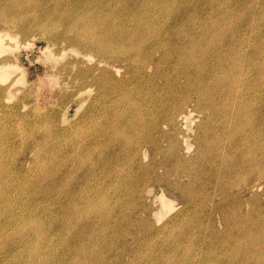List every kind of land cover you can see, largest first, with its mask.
Returning <instances> with one entry per match:
<instances>
[{
    "label": "rangeland",
    "instance_id": "obj_1",
    "mask_svg": "<svg viewBox=\"0 0 264 264\" xmlns=\"http://www.w3.org/2000/svg\"><path fill=\"white\" fill-rule=\"evenodd\" d=\"M90 1H91V3L86 4ZM131 1L130 0H116V1L115 0H93V1L92 0H82V1L81 0H73V1L72 0H67V1L66 0H0V9L2 8L0 11V33L1 34L7 33V32L9 33V34H7V37L5 38L6 46H8V48H7V50L4 51L3 55H5V57H7V59L12 63L11 65L8 66V68L5 67V68L0 69V86L2 84H7V83H12V85H13L11 89L5 90V88H0V135H1L0 136L1 137L0 138V146H2V147H0V151H1L0 156L3 157V158L0 157V161H1L0 162V164H1L0 165V170H1L0 179L2 178L0 180V188H1L0 194L4 195V196L0 195V207H1L0 208V221H1L0 222V240H1L0 241V264H44V263L45 264H84V263L85 264H92L93 262H94L93 264H95V263L101 264V262H102V264L103 263L104 264H114L115 262L116 263L118 262L117 264H131V263L132 264H156V263L157 264H166V262L168 264H172V263L173 264H184L185 261H186L185 264H196V263L197 264H203V263L204 264H212V263L213 264H234V263L235 264H254L251 261V259H249L248 254H246L244 252H242L237 259L232 258L233 253H231V252L234 251L233 247L237 243L236 240L237 241H238V239L239 240L240 239L245 240L247 237H249L250 239L255 238V241L259 244V246H261L260 248H263V250L260 249V251H261V253H263V258H264V239H263V237H264V235H263L264 234V217H263L264 216V206H263L264 205V173L263 172L264 171L261 172V170H264V167H263L264 166V144H262V143H264V99H263L264 98V67H263L264 66V57H263L264 56L263 55L264 54V44L261 45L262 42L264 43V40H263L264 39V30H263L264 29V20H262V19H264V0H131ZM80 5H82V6H80ZM99 5H101V6H99ZM109 5H111V6H109ZM162 5H163V7H162ZM13 6H15V8ZM80 7H83V9ZM11 8H14V9H11ZM68 8H70V9H68ZM99 8H101V9H99ZM162 8H163V10H162ZM247 8H248V10H247ZM251 8L253 9V11L251 10ZM86 9L90 10V12L86 11ZM74 10H76V11H74ZM110 10H112V11H110ZM175 10H177V11H175ZM229 10H230V12H229ZM57 11H59V12H57ZM92 11H93L94 15L92 14ZM108 11H109V13H108ZM66 12L68 14H65ZM72 13H73V15H72ZM88 13H91L92 15L91 14L89 15ZM139 13H141V14H139ZM240 13H242V14H240ZM99 14H101V16L104 15L106 17V20L103 19V18H105L104 16L101 17ZM109 14H111V15H109ZM187 14H190V15H187ZM65 15H67L68 17ZM84 15L87 16V18H86L87 20L85 19ZM241 15L244 16L245 18L242 17ZM69 16L71 19H69ZM77 16H79L80 18ZM95 16H97L96 17L97 19L95 18ZM175 16H178L182 21L178 17H175ZM107 18H108V20H107ZM185 18H187V19H185ZM72 19H74V20H72ZM213 19H214V21H213ZM70 20L72 21V23ZM89 20H91V21H89ZM146 20H148V21H146ZM215 20H217V21H215ZM73 21H74V23H73ZM83 21H85V22H83ZM103 21H105L106 23ZM210 21L213 23H211ZM90 22H91V25H88ZM48 23L50 25V28L48 26ZM55 23H57L58 25ZM84 23L85 24L87 23V24L84 25ZM100 23H102V24H100ZM141 23L143 24V26ZM147 23H149V24H147ZM161 23H162V25H161ZM223 23H224V25H222ZM227 23H230V24H227ZM107 24H108V26H107ZM153 24H155V25H153ZM168 24H169V26H168ZM68 25L71 27V29ZM217 25H219L220 27ZM234 25H236V26H234ZM85 26H86V28H84ZM88 26H90V28ZM93 26H95L96 28ZM136 26H138V27H136ZM221 26L223 27V29ZM53 27H54V29H53ZM115 27H117V28H115ZM151 27H152V29H151ZM138 28H139V30H138ZM147 28L148 29L150 28L149 30H151V31L150 32L147 31ZM156 28H158V29H156ZM179 28H180V30H179ZM209 28H210V30H209ZM84 29H85V31L83 32ZM96 29H97V31H96ZM182 29H184V31ZM205 29H206V32L204 33ZM68 30L69 31L71 30V31L69 32ZM76 30L78 31V33H76L77 32ZM115 30H116V33H115ZM123 30L124 31L128 30V31H126L127 34ZM194 30H196V31H194ZM201 30L203 31L202 33H201ZM216 30L218 32H220V34L223 32V34H221L223 36L221 38V41L216 42V43H219V45H216V47H215L216 50L213 53L212 52L213 50L212 51L210 50L211 46H207L208 48L205 49V47H206L205 40H207L208 38L211 37L210 32L213 33V31L216 32ZM59 31H61V32L59 33ZM92 31H94L95 33ZM142 31L146 35L150 34L148 36V37H150L149 38L150 41L148 40V42L151 45L148 43L144 44L147 51L142 53L143 57L140 54L136 55L135 53H133L132 55H133L134 60L132 59V61H131L128 58V53H127L128 51L122 52L120 46H123V43L127 42L128 40L133 39V38L127 37V36H129L128 35L129 33H130V36L133 35L132 37H136L133 39L134 41L141 39V37H139V36L142 33L141 36L143 37L144 33ZM48 32H50V33H48ZM89 32H90V34H89ZM183 32L185 33V35ZM225 32H227V33H225ZM92 33H94V34H92ZM249 33H250V35H249ZM154 34H157V35L161 34L163 39L160 38V39L155 40L154 36H153ZM95 35H97V36H95ZM99 35H101V36L99 37ZM110 35L112 38H110ZM166 35H168V36H166ZM174 35H175V37H174ZM204 35H205V37H204ZM92 36H94V39H96V40L92 39L93 38ZM102 36L103 37L106 36V37L103 38ZM119 36H120V38H119ZM125 36L128 38V40ZM195 36H196V38H195ZM200 36L203 38H201ZM243 37H244V39H243ZM122 38L124 40L126 38L125 42H123L124 40ZM180 38L182 41L180 40ZM192 38H194V39H192ZM194 40H196L195 42L197 44L194 42ZM199 40H201L200 42L202 44L199 42ZM231 40H235V42L231 41ZM240 40H242V41H240ZM93 41L96 43L94 44ZM153 41H155V42L153 43ZM81 42H82V44H81L82 47L80 46ZM98 42L101 44L103 42H105L106 46L103 43V46H105L103 49V52H102V49L98 48V45H97ZM158 42H163L164 47L161 44H158ZM169 42H170V44H169ZM69 43H71L72 45L71 44L69 45ZM76 43H78L79 45ZM86 43H88V44H86ZM115 43H116V45H115ZM117 43L118 44L121 43V44L118 46ZM127 43H129V41ZM127 43H125V44H127ZM186 43H188V44H186ZM238 43L239 44L241 43L240 46L237 45ZM193 44L195 47L193 46ZM185 45H187V47ZM197 45L198 46L200 45V46L198 47ZM223 45H224V47H223ZM229 45H230V47H229ZM244 45L246 48L244 47ZM248 45H249V47H248ZM253 45H255V46H253ZM77 46H79L80 48ZM113 46H114V48H113ZM157 46H158V48H157ZM160 46L163 48H161ZM179 46H180V48H179ZM256 46L258 48H256ZM99 47H101V46H99ZM112 48L114 50L115 49H118V50H116V52H115L112 50ZM148 48H149V51H148ZM193 48H195V49H193ZM203 48H204L205 52H204ZM91 49H93V51H91ZM158 49L160 52L158 51ZM164 49H165V51H164ZM171 49H173V50H171ZM236 49H238V50H236ZM185 50L187 53L185 52ZM207 50H209V51H207ZM229 50H230V52H229ZM99 51H101L102 53L101 52L99 53ZM110 51L115 52L113 54L114 57H112L113 59L111 58V56L108 53ZM166 51H169V52H166ZM199 51H201L202 54H200ZM145 53H146V56H149V55L150 56L148 58H145V56H144ZM182 53H184V55ZM124 54H125V56H124ZM162 54H163V56L164 55L167 56V57L166 56L163 57V59L165 58V60H166V61L164 60L165 63L163 62V59L160 57ZM187 54H189V55L187 56ZM194 54L195 55L197 54V55L195 56ZM203 54L205 55V57ZM234 54L236 55V57ZM118 55H120L119 57L121 59L118 57ZM169 55H170V57L168 58ZM180 55H183L182 58ZM121 56H123V57H121ZM179 57L181 58V61H179V59H180ZM189 57L191 59H189ZM209 57H210V59H209ZM260 57H262V58H260ZM107 58H109V59H107ZM194 58L196 61L194 60ZM256 58H258V59H256ZM122 59H123V61H121ZM139 59H141L142 62L138 61ZM144 59L146 60V62ZM159 59L161 60V62ZM221 59H223V60H221ZM254 59L257 61H255ZM114 60H116V61H114ZM183 60L184 61L186 60V61L184 62ZM187 60H189V61H187ZM108 61H110V62H108ZM191 61H193V62H191ZM174 62H177L176 65L174 64ZM209 62L210 63L212 62L213 64H210ZM220 62H221V64H220ZM243 62H244V64H243L244 66L242 65V69H241L240 66ZM178 63L179 64L181 63V64L179 65ZM238 63H239V65H237ZM145 64H146V66L148 65L147 68L145 67ZM158 64H159V66H158ZM189 64H191V65H189ZM230 64L233 67H230ZM92 65H93V68H92ZM100 65H101V67H100ZM139 65H142L143 69H140V70H138L139 72H137V67ZM193 65L197 66V67H195V70H194ZM261 65H262V67H261ZM90 66H91V68H90ZM223 66L226 70L223 68ZM251 66H252V68H251ZM213 67H214V69H213ZM144 68H146V69H144ZM153 68H154V70H153ZM243 68H244V70H243ZM7 69L10 70L9 73H6ZM87 69H88V71H87ZM105 69L106 70L108 69L107 71L110 70L108 72V74L105 71ZM176 69H177V71H176ZM200 69H201V72L203 74L201 72L198 73L200 71ZM229 69H230V71H229ZM240 69H241V71L242 70L243 71L241 72ZM248 69H250L251 71H249ZM112 70H114V71H112ZM167 70L169 73L167 72ZM233 70H235V72ZM94 71L96 73H94ZM125 71H126V74H125ZM195 71H197V72H195ZM175 72H177V73H175ZM188 72H191L190 74H192L190 80L186 78V74ZM225 72H227V73H225ZM261 72H262V74H261ZM137 74L139 76H137ZM181 74L184 76H182ZM207 74H209V75H207ZM253 74H255V76ZM99 75H100V77H98ZM152 75H154V76H152ZM77 76H78L79 80H78ZM93 76L97 77V79H95ZM175 76H177V77H175ZM115 77H117V79ZM119 77H121V78L119 79ZM236 77H238V79ZM177 78H179V79H177ZM201 78L204 80H202ZM92 79H93V81H92ZM112 79L113 80L116 79L117 84L116 85L113 84V86L110 87L109 82ZM138 79H140V80H138ZM134 80H135V83H134ZM152 80H154V82ZM207 80H209V81H207ZM249 80L251 81V83ZM96 81H97V83H96ZM196 81L198 83H200L201 85L198 84ZM101 82L102 83L107 82L108 84L107 83L102 84ZM170 82H171V84H170ZM187 82H189L190 84L188 85ZM192 82L195 84L193 85ZM235 82L237 83V85L235 84ZM142 83H144V84H142ZM228 83H229V86H228ZM101 84L103 86L104 85L105 86L103 87ZM176 85H178V86H176ZM207 85L210 87H208ZM259 85L262 87H260ZM173 86H174V88H173ZM184 86H185V88H184ZM233 86H236L237 91L234 90L235 87H233ZM242 86H245V87H242ZM246 86H248V87H246ZM117 87H118V89H117L118 93H117L116 97H112L111 93H113ZM202 87H204V88H202ZM206 87H208V88H206ZM218 87H219V89H218ZM251 87L254 89H252ZM258 87H260V88H258ZM88 88H90L91 90ZM170 88H173V89H170ZM245 88H247V89H245ZM87 89H88V91H87ZM122 89H123V91H122ZM177 89H180V90H177ZM126 90H127V92H126ZM161 91H162V93H161ZM187 91H189V92H187ZM204 91H206V92H204ZM257 91H259V92H257ZM159 92L161 93V95ZM169 92H170V94H169ZM228 92L230 94L231 93L232 94L230 95ZM238 92H240L241 95ZM171 93H173L174 95ZM234 93H235V95H234ZM103 94H105V95H103ZM207 94L211 95V96H208ZM244 95H246V96H244ZM154 96H155V98H154ZM226 96H227V98H226ZM182 97H183V99H182ZM212 97H214L215 99H212ZM235 97H237V98H235ZM255 97H257V98H255ZM112 98H116V101H112ZM210 98H211V100H210ZM117 99H119V100H117ZM161 99H163V101ZM203 99L205 102L203 101ZM127 100H128V102H127ZM177 100H178V102H177ZM118 101L120 102V104ZM173 101H174V103H173ZM197 102H199V103H197ZM104 103H106L108 106ZM116 104H118V105H116ZM143 104H145V106L147 108L145 106H143ZM238 104H239V106H238ZM251 104H254V105H251ZM169 105H170V107H169ZM184 105H185V107H184ZM229 105H230V108H229ZM123 106H125V107L127 106L128 108L127 107L125 108ZM154 106H155V108H154ZM198 106H199V108H198ZM244 106H246V107H244ZM237 107H239V108H237ZM136 108H137V110H136ZM140 108H141V110H140ZM192 108H193V110H192ZM222 108H224V109H222ZM257 108H259V109H257ZM124 109H128L130 112L128 110L126 111ZM174 109L175 110L177 109L176 112ZM143 110H145V111H143ZM178 110L180 113L178 112ZM201 110H203L204 112ZM206 110H208V111H206ZM123 111H124V113H123ZM169 111H170V113H169ZM218 111H220V112L218 113ZM235 111H236L237 115L235 114ZM190 112L193 113L192 118L194 119L193 130L191 129V131L185 127V119H184L185 117H183L184 115L189 114ZM231 112L234 114H232ZM241 112L243 115L241 114ZM139 113H140V115H139ZM225 113L226 114L228 113V114L226 115ZM145 114L147 116H145ZM222 114H224V115H222ZM240 114H241V116H240ZM11 115H13V116H11ZM142 115H144V116H142ZM64 116L70 118V119H68L69 121L67 120V124L65 122H63L62 117L64 118ZM99 116H101V117H99ZM111 117H113V118H111ZM133 117H134V119H133ZM219 117H220V119H219ZM95 118H96V120H95ZM101 118L103 120H101ZM135 118H136V120H135ZM138 118H140V119H138ZM208 119H209V121H208ZM221 119H223V120H221ZM118 120L120 123L118 122ZM174 120H177V121H174ZM55 121H57V122H55ZM95 121L97 123L99 122L100 124L99 123L97 124ZM121 121L123 123L122 125H121ZM134 121H135V123H133ZM56 123H57V125H56ZM58 123H59V125H58ZM104 123H106V125ZM84 124H85V126H84ZM94 124H95L96 128L94 127ZM128 125H129V127H128ZM53 126H54V128H53ZM258 126H260V127H258ZM2 127H3V129H2ZM142 127H144V128H142ZM232 127H234V128H232ZM116 128H118V131ZM157 128L159 129V131ZM222 128H223V130H222ZM240 128H241V131L239 130ZM242 128H243V130H242ZM244 128H246V129H244ZM66 129H68V130H66ZM96 129H97V134L99 133L98 131L100 130V134H98L99 137H97V139L93 140L94 141V143H93L92 141H90L91 138H93V135L91 133H95ZM103 129H104V131L101 132V130H103ZM154 129H155V134H154V131H152ZM105 130H107V131H105ZM125 130L127 132L128 131L129 132L126 133ZM225 130L228 132H226ZM119 131H121V132L119 133ZM253 131H254V133H253ZM178 132H180V133H178ZM101 133H102V135H101ZM152 133L154 136L152 135ZM175 133H177V134H175ZM237 133H239V134H237ZM80 134H81V136H80ZM218 134H220V135H218ZM82 135H84V136L82 137ZM119 135H120V137H118ZM30 136H32V137H30ZM181 136H182V138H181ZM221 136L223 137L222 140H221V138H222ZM256 137H258V138H256ZM150 138L152 140H150ZM214 138H216V139H214ZM231 138H233V139H231ZM76 139H77V141H76ZM115 139H116V141H115ZM175 139H177V140L175 141ZM213 139L216 141H214ZM225 139H226V141H225ZM248 139H249V141H248ZM40 140H41V142H40ZM132 140L133 141L135 140V141L133 142ZM186 140L189 141L193 145L191 147H188V143ZM208 140H210L211 142ZM107 141H108V143H107ZM78 142H79V144H78ZM100 142H103V143H101V145H100ZM82 143H83V145H82ZM134 143H137V144H134ZM160 143L163 144V146ZM36 144H39V145H36ZM84 144H86V145H84ZM126 144H127V146H125ZM128 144L130 145V147ZM242 144H244V145H242ZM103 145H105V146H103ZM181 145H182V147H181ZM234 145L237 146V148H235ZM97 146H98V149H97ZM213 146H214V148H213ZM29 147L32 149H30ZM206 148H208V149H206ZM38 149L40 150V152L42 151V153H40ZM65 149H67V150H65ZM107 149H108V151H107ZM210 149H212V150L210 151ZM261 149H262V151H261ZM78 150H80V151H78ZM87 150H89V151H87ZM101 150H102V153H101ZM127 150H128V152L126 153ZM208 150H209V152H208ZM98 151L100 154L98 153ZM160 151H161V153H160ZM84 152H85L86 156H85ZM87 152H89V153H87ZM261 152H262V154H261ZM198 153H199V155H198ZM215 153L216 154L218 153L219 156L215 155ZM229 153H230V155H229ZM51 154H53V156ZM81 154H82V156H81ZM123 154H125L126 156ZM163 155H164V157H163ZM205 155H206V157H205ZM225 155H227V156H225ZM168 156H170V157H168ZM182 156H184V158ZM121 157H122V159H121ZM132 157H133V159H132ZM144 157H146V159ZM211 157H213V158H211ZM250 157H251V159H250ZM259 158H261V159H259ZM120 159H121V161H120ZM256 159H257V161H256ZM82 160H83V162H82ZM113 160H116V161H113ZM117 160H118V162H117ZM164 160H167V161H164ZM182 160H184V161H182ZM195 160H196V162H194ZM258 161H260V162H258ZM61 162H62V164H61ZM161 162H163V163H161ZM238 162H240V163H238ZM72 163H74V164H72ZM82 163H83V165H82ZM88 163H89V165H88ZM168 163H170V164H168ZM220 163H222V164H220ZM258 163L260 166L258 165ZM138 164H139V166H138ZM66 165H67V167H65ZM76 165H77V167H76ZM78 165H80V166H78ZM145 165L147 167H145ZM174 165H175V167H174ZM208 165L210 167H207ZM244 165H246V166H244ZM85 166L87 167V169H85L86 168ZM111 166H114V167H111ZM177 166L179 169H177ZM192 166H194V167H192ZM78 167H80V168H78ZM93 167L95 168V171L94 172L89 171ZM182 167H183V170H182ZM186 167L188 169H185ZM129 168H130V170H129ZM171 168L173 170H171ZM81 169H83V170H81ZM189 169L191 170V174H190ZM214 169L216 170V172ZM57 170H60L59 172H61V171L64 172L63 173L64 176H63L61 181L59 179H57V177L61 175V174H58V176H57V174H56V173H58ZM187 170L189 173L187 172ZM248 170H251V171H248ZM253 170H255V173ZM113 171H115L116 173ZM209 171H211L213 173H211ZM252 171H253V173H252ZM65 172H67V173H65ZM83 172H84V174H83ZM224 172H226V173H224ZM260 172H261V174H260ZM175 173L177 174V176L176 175L174 176ZM214 173H216L217 175H215ZM141 174L143 177L141 176ZM241 174H242V176H241ZM131 175H133V176L131 177ZM134 175H136V176H134ZM198 175L201 177H199ZM222 175H223V178H222ZM107 176H109V177H107ZM118 177H120V178H118ZM195 177H196V179H195ZM215 177H217V178H215ZM48 178H49V180H48ZM53 178H56L58 182L60 181L56 186L53 185V180H54ZM226 178H227V180H226ZM240 178H241V180H240ZM79 179H81V180H79ZM83 179H85V180H83ZM181 179H182V181H181ZM221 179H223L224 181ZM242 179H244V181ZM201 180L202 181L204 180V181L202 182ZM139 181H140V183H139ZM219 181H220V183H219ZM12 182H14V183H12ZM237 182L240 183V187L238 186L239 183H237ZM3 183H5V184H3ZM214 183H215V185H214ZM232 183H233V185H232ZM227 184H230V185H227ZM87 185H88V187H87ZM63 186L65 188H63ZM67 186H69V187H67ZM73 186H75V187H73ZM90 186L92 188H90ZM97 186H99V187H97ZM228 186L230 187V189ZM138 187H139V189H138ZM143 187H144V189H143ZM176 187H178V188H176ZM185 187H186V189H185ZM200 187H202V188H200ZM5 188H7V189H5ZM93 188H94V190H93ZM21 189H22V191H21ZM191 189H193V190H191ZM64 190H65V192H64ZM237 190H239V191H237ZM184 191H186V193ZM192 191H194V192H192ZM204 191L205 192L207 191V192L205 193ZM7 192H9V193H7ZM163 192L165 194L166 199H168V201L170 202L172 209L173 208L174 209L171 212H167L161 219H159L155 212H157L159 210V206H160V197H158V196L162 195ZM195 192H196V194H195ZM212 192H213V194H210ZM17 193L18 194L20 193L21 195L20 194L18 195ZM67 193L69 195H72L71 199H68L69 195ZM82 193H83V196H82ZM75 194H77V195H75ZM99 194H100V196H99ZM185 194H187L188 196ZM39 195H41V196H39ZM84 195H86V196H84ZM239 195H241V196H239ZM87 197L89 199H87ZM206 197H207V199H206ZM90 198H91V200H90ZM147 198H148V200H147ZM223 198H224V200H223ZM18 199H19V201H18ZM57 199H59V201H57ZM98 199H100V200H98ZM104 199H106L107 201ZM188 199H189V201H188ZM225 199L226 200L228 199L229 202H228V200L226 201ZM62 200H63V202H62ZM162 200H163V198H162ZM206 200H208V201H206ZM257 200H258V202H257ZM64 201H65V203H64ZM71 202L74 205H72ZM201 203L204 205H202ZM92 204H96V205H92ZM5 205L7 207H5ZM68 205H70V206L68 207ZM205 205H206V207H205ZM71 206H72V208H71ZM146 206H148V207H146ZM75 207L77 208V211L75 210ZM88 207H90V208H88ZM100 207L102 210L104 209V211H103L104 213L101 212ZM203 207H204V209H203ZM73 208H74V210H73ZM105 209H108V211H106ZM188 209H189V211H188ZM195 209H197V210H195ZM71 211H73L74 213L72 214ZM88 211L92 212V214ZM256 211H257V213H256ZM195 212H197V213H195ZM30 214H32V215H30ZM61 214H62V216H61ZM63 214L64 215L66 214V215L63 216ZM76 214H78V215H76ZM202 214L204 215V217ZM236 216H238V218ZM244 217H247V219H243ZM209 219H210V221H209ZM240 219H242V220H240ZM67 220L71 224V227L64 224V223H66L64 221H67ZM87 220H88V222H87ZM91 220H92V222H91ZM246 220H249V221H246ZM250 220H251V222H250ZM146 221H147V223H146ZM165 221L169 222V223L167 224ZM201 221H202V223H200ZM82 222H84V223H82ZM143 222H144V224H143ZM257 222H259L258 225H257ZM241 223H243V224H241ZM99 224H101V225H99ZM174 224H175V226H173ZM187 224H188V227H187ZM234 224H236V225H234ZM261 225H263V226H261ZM134 226H135V228H133ZM155 226L156 227L158 226L159 229L156 228ZM177 226H178V229L180 231L177 229ZM184 226H186V227H184ZM212 226H215V227L213 228ZM256 226L259 228H257ZM260 227H262V228H260ZM237 228H238V230H237ZM161 229H163V231ZM91 230H93V231H91ZM159 230H161L162 232ZM209 230H210V232H209ZM236 230H237V232H236ZM152 231H154V232H152ZM211 231H212V233H211ZM243 231H245V232H243ZM15 232H16V234H15ZM180 232H181V234H180ZM189 232H190V234H189ZM232 232H233V234H231ZM239 232H240V234H239ZM152 233H154V234H152ZM155 233L157 236L155 235ZM163 233H165V234H163ZM215 233H216V235H215ZM226 233H228V234H226ZM229 233H230L231 239L229 238ZM252 233L254 236L252 235ZM257 234H259V236H261V237L258 238L259 236H257ZM234 235H236V236H234ZM151 236H153V237H151ZM172 236L174 237V240H173ZM252 236H253V238H252ZM167 237H168V240H167ZM191 237H193V238H191ZM223 237L226 239H223ZM163 238L166 241H164ZM180 239H181V241H180ZM216 239H217V241H216ZM169 240H171L172 242ZM209 240H210V242H209ZM151 241L153 244L151 243ZM186 242L188 243V245ZM189 242L191 245L189 244ZM219 243L221 244V246ZM204 246H206V247H204ZM96 247H98V248H96ZM100 247H101V249H100ZM178 247L181 251L179 249H177ZM213 247H214V249H213ZM187 248L190 250H188ZM174 249H176V250H174ZM211 249H213V250H211ZM101 250H103V251H101ZM173 250L176 252H174ZM94 251L96 252V254ZM217 251L219 254H217ZM97 252H99V253L97 254ZM148 252L151 254H149ZM187 252H189V254ZM225 252L226 253L229 252V254L225 255ZM90 253H93L94 257H93V254H90ZM162 253H163V255H162ZM101 254L103 256H101ZM120 254L121 255L123 254L122 257H120L121 256ZM244 254H245V256H244ZM146 255H148V256H146ZM166 255H169L170 258H169V256H166ZM176 255H177V257H176ZM224 255L227 257H225ZM231 255H232V257H231ZM153 256H154V259H152ZM206 256H207V259H206ZM90 258H91V260H90ZM148 258H149V260H148ZM172 258H174V259H172ZM186 258H187V260H186ZM196 258L198 259V261ZM214 258H215V261H214ZM103 259H105V261ZM109 259H112V260H109ZM95 260L99 261V262H96ZM106 260H107V262H106ZM171 260H172V262H171ZM243 260H244V262H243ZM121 261H122V263H121ZM163 261H165V263ZM199 261H200V263H199ZM224 261L226 263H224ZM262 264H264V261L262 262Z\"/></svg>",
    "mask_w": 264,
    "mask_h": 264
},
{
    "label": "bare ground",
    "instance_id": "obj_2",
    "mask_svg": "<svg viewBox=\"0 0 264 264\" xmlns=\"http://www.w3.org/2000/svg\"><path fill=\"white\" fill-rule=\"evenodd\" d=\"M66 1H67V0H66ZM72 1H73V0H72ZM81 1H82V0H81ZM92 1H93V0H92ZM115 1H116V0H115ZM130 1H131V0H130ZM8 2H9V1H8ZM30 2H31V1H30ZM83 2H84V1H83ZM131 2H132V1H131ZM17 3H18V2H17ZM81 3H82V2H81ZM89 3H91V1L88 2V3H86V4H89ZM106 3H107V2H106ZM151 3H152V2H151ZM37 4H38V3H37ZM102 4H103V3H102ZM115 4H116V3H115ZM149 4H150V3H149ZM68 5H69V4H68ZM90 5H91V4H90ZM93 5H94V4H93ZM105 5H106V4H105ZM105 5H104V6H105ZM126 5H127V4H126ZM150 5H151V4H150ZM69 6H70V5H69ZM80 6H82V5H80ZM96 6H97V5H96ZM96 6H95V7H96ZM99 6H101V5H99ZM102 6H103V5H102ZM109 6H111V5H109ZM147 6H148V5H147ZM1 7H2V6H1ZM13 7L15 8V6H13ZM76 7H77V6H76ZM162 7H163V5H162ZM4 8H5V7H4ZM9 8H10V7H9ZM14 8H11V9H14ZM72 8H73V7H72ZM77 8H78V7H77ZM80 8L83 9V7H80ZM90 8H91V7H90ZM97 8H98V7H97ZM105 8H106V7H105ZM1 9H2V8H1ZM1 9H0V11H1ZM11 9H10V10H11ZM17 9H18V8H17ZM68 9H70V8H68ZM84 9H85V8H84ZM99 9H101V8H99ZM99 9H98V10H99ZM64 10H65V9H64ZM77 10H78V9H77ZM95 10H96V9H95ZM105 10H106V9H105ZM144 10H145V9H144ZM162 10H163V8H162ZM247 10H248V8H247ZM251 10L253 11L252 8H251ZM8 11H9V10H8ZM12 11H13V10H12ZM69 11H70V10H69ZM69 11H68V12H69ZM74 11H76V10H74ZM80 11H81V10H80ZM83 11H84V10H83ZM86 11H89V12H90V10H88V9H86ZM110 11H112V10H110ZM142 11H143V10H142ZM175 11H177V10H175ZM227 11H228V10H227ZM9 12H10V11H9ZM57 12H59V11H57ZM62 12H63V11H62ZM84 12H85V11H84ZM103 12H104V11H103ZM222 12H223V11H222ZM229 12H230V10H229ZM27 13H28V12H27ZM108 13H109V11H108ZM15 14H16V13H15ZM23 14H24V13H23ZM35 14H36V13H35ZM59 14H60V13H59ZM63 14H64V13H63ZM65 14H68V13L66 12ZM75 14H76V13H75ZM88 14L90 15L91 13H88ZM92 14L94 15L93 11H92ZM92 14H91V15H92ZM111 14H112V13H111ZM111 14H109V15H111ZM114 14H115V13H114ZM139 14H141V13H139ZM222 14H223V13H222ZM226 14H227V13H226ZM240 14H242V13H240ZM24 15H25V14H24ZM33 15H34V14H33ZM72 15H73V13H72ZM85 15H86V14H85ZM85 15H84V16H85ZM99 15L101 16V14H99ZM144 15H145V14H144ZM187 15H190V14H187ZM2 16H3V15H2ZM20 16H21V15H20ZM65 16H67V15H65ZM100 16H99V17H100ZM102 16H104V15H102ZM102 16H101V17H102ZM112 16H113V15H112ZM237 16H238V15H237ZM241 16H242V15H241ZM67 17H68V16H67ZM67 17H66V18H67ZM73 17H74V16H73ZM73 17H72V18H73ZM77 17H79V16H77ZM77 17H76V18H77ZM92 17H93V16H92ZM96 17H97V16H95V18H96ZM104 17H105V16H104ZM108 17H109V16H108ZM113 17H114V16H113ZM144 17H145V16H144ZM175 17H178V16H175ZM185 17H186V16H185ZM222 17H223V16H222ZM233 17H234V16H233ZM242 17H244V16H242ZM14 18H15V17H14ZM23 18H24V17H23ZM79 18H80V17H79ZM83 18H84V17H83ZM86 18H87V16H85V19H86ZM109 18H110V17H109ZM114 18H115V17H114ZM167 18H168V17H167ZM178 18H179V17H178ZM187 18H188V17H187ZM187 18H185V19H187ZM244 18H245V17H244ZM9 19H10V18H9ZM69 19H71L70 16H69ZM88 19H89V18H88ZM90 19H91V18H90ZM92 19H93V18H92ZM96 19H97V18H96ZM99 19H100V18H99ZM103 19L106 20V17L103 18ZM179 19H180V18H179ZM221 19H222V18H221ZM233 19H234V18H233ZM235 19H236V18H235ZM239 19H240V18H239ZM13 20H14V19H13ZM62 20H63V19H62ZM65 20H66V19H65ZM72 20H74V19H72ZM78 20H79V19H78ZM86 20H87V19H86ZM93 20H94V19H93ZM93 20H92V21H93ZM107 20H108V18H107ZM113 20H114V19H113ZM136 20H137V19H136ZM143 20H144V19H143ZM169 20H170V19H169ZM180 20H181V19H180ZM207 20H208V19H207ZM237 20H238V19H237ZM240 20H241V19H240ZM262 20H264V19H262ZM8 21H9V20H8ZM56 21H57V20H56ZM70 21H71V20H70ZM89 21H91V20H89ZM89 21H88V22H89ZM94 21H95V20H94ZM96 21H97V20H96ZM146 21H148V20H146ZM146 21H145V22H146ZM181 21H182V20H181ZM183 21H184V20H183ZM213 21H214V19H213ZM215 21H217V20H215ZM232 21H233V20H232ZM238 21H239V20H238ZM242 21H243V20H242ZM260 21H261V20H260ZM12 22H13V21H12ZM17 22H18V21H17ZM83 22H85V21H83ZM83 22H82V23H83ZM86 22H87V21H86ZM100 22H101V21H100ZM103 22H105V21H103ZM112 22H113V21H112ZM112 22H111V23H112ZM134 22H135V21H134ZM149 22H150V21H149ZM161 22H162V21H161ZM184 22H185V21H184ZM210 22H211V21H210ZM219 22H220V21H219ZM234 22H235V21H234ZM7 23H8V22H7ZM71 23H72V21H71ZM73 23H74V21H73ZM97 23H98V22H97ZM97 23H96V24H97ZM105 23H106V22H105ZM107 23H108V22H107ZM111 23H110V24H111ZM179 23H180V22H179ZM211 23H213V22H211ZM214 23H215V22H214ZM220 23H221V22H220ZM243 23H244V22H243ZM245 23H246V22H245ZM261 23H262V22H261ZM51 24H52V23H51ZM55 24H57V23H55ZM62 24H63V23H62ZM76 24H77V23H76ZM86 24H87V23H86ZM86 24L84 23V25H86ZM93 24H94V23H93ZM100 24H102V23H100ZM100 24H99V25H100ZM112 24H113V23H112ZM122 24H123V23H122ZM126 24H127V23H126ZM139 24H140V23H139ZM141 24H142V23H141ZM147 24H149V23H147ZM150 24H151V23H150ZM156 24H157V23H156ZM227 24H230V23H227ZM237 24H238V23H237ZM240 24H241V23H240ZM57 25H58V24H57ZM66 25H67V24H66ZM71 25H72V24H71ZM79 25H80V24H79ZM88 25H91V22H90ZM99 25H98V26H99ZM153 25H155V24H153ZM158 25H159V24H158ZM161 25H162V23H161ZM161 25H160V26H161ZM164 25H165V24H164ZM186 25H187V24H186ZM213 25H214V24H213ZM215 25H216V24H215ZM222 25H224V23H223ZM259 25H260V24H259ZM31 26H32V25H31ZM43 26H44V25H43ZM48 26H49V28H50L49 23H48ZM48 26H47V27H48ZM55 26H56V25H55ZM68 26H69V25H68ZM95 26H96V25H95ZM95 26H93V27H95ZM107 26H108V24H107ZM142 26H143V24H142ZM146 26H147V25H146ZM146 26H145V27H146ZM168 26H169V24H168ZM171 26H172V25H171ZM178 26H179V25H178ZM205 26H206V25H205ZM217 26H219V25H217ZM234 26H236V25H234ZM252 26H253V25H252ZM45 27H46V26H45ZM63 27H64V26H63ZM69 27H70V26H69ZM88 27L90 28V26H88ZM96 27H97V26H96ZM96 27H95V28H96ZM101 27H102V26H101ZM118 27H119V26H118ZM131 27H132V26H131ZM136 27H138V26H136ZM136 27H135V28H136ZM139 27H140V26H139ZM148 27H149V26H148ZM153 27H154V26H153ZM156 27H157V26H156ZM182 27H183V26H182ZM219 27H220V26H219ZM221 27H222V26H221ZM247 27H248V26H247ZM249 27H250V26H249ZM260 27H261V26H260ZM82 28H83V27H82ZM84 28H86V26H85ZM89 28H88V29H89ZM95 28H94V29H95ZM102 28H103V27H102ZM104 28H105V27H104ZM112 28H113V27H112ZM115 28H117V27H115ZM142 28H143V27H142ZM161 28H162V27H161ZM169 28H170V27H169ZM183 28H184V27H183ZM192 28H193V27H192ZM194 28H195V27H194ZM228 28H229V27H228ZM53 29H54V27H53ZM56 29H57V28H56ZM70 29H71V27H70ZM74 29H75V28H74ZM94 29H93V30H94ZM118 29H119V28H118ZM122 29H123V28H122ZM122 29H121V30H122ZM125 29H126V28H125ZM132 29H133V28H132ZM145 29H146V28H145ZM149 29H150V28H149ZM149 29L147 28V31L150 32L151 30H149ZM151 29H152V27H151ZM154 29H155V28H154ZM154 29H153V30H154ZM156 29H158V28H156ZM206 29H207V28H206ZM206 29L204 30V33L206 32ZM222 29H223V27H222ZM229 29H230V28H229ZM255 29H256V28H255ZM49 30H50V29H49ZM72 30H73V29H72ZM80 30H81V29H80ZM104 30H105V29H104ZM138 30H139V28H138ZM153 30H152V31H153ZM165 30H166V29H165ZM179 30H180V28H179ZM182 30L184 31V29H182ZM209 30H210V28H209ZM263 30H264V29H263ZM56 31H57V30H56ZM66 31H67V30H66ZM68 31H69V30H68ZM70 31H71V30H70ZM70 31H69V32H70ZM76 31H77V30H76ZM84 31H85V29L83 30V32H84ZM96 31H97V29H96ZM110 31H111V30H110ZM123 31H124V30H123ZM126 31H128V30H126ZM126 31H124V32H126ZM144 31H145V30H144ZM166 31H167V30H166ZM166 31H165V32H166ZM171 31H172V30H171ZM177 31H178V30H177ZM194 31H196V30H194ZM199 31H200V30H199ZM222 31H223V30H222ZM237 31H238V30H237ZM51 32H52V31H51ZM60 32H61V31H59V33H60ZM62 32H63V31H62ZM64 32H65V31H64ZM74 32H75V31H74ZM86 32H87V31H86ZM86 32H85V33H86ZM92 32H94V31H92ZM102 32H103V31H102ZM113 32H114V31H113ZM124 32H123V33H124ZM135 32H136V31H135ZM135 32H134V33H135ZM142 32H143V31H142ZM154 32H155V31H154ZM158 32H159V31H158ZM163 32H164V31H163ZM172 32H173V31H172ZM187 32H188V31H187ZM202 32H203V31L201 30V33H202ZM208 32H209V31H208ZM229 32H230V31H229ZM251 32H252V31H251ZM257 32H258V31H257ZM262 32H263V31H262ZM48 33H50V32H48ZM67 33H68V32H67ZM76 33H78V31H77ZM94 33H95V32H94ZM94 33H92V34H94ZM115 33H116V30H115ZM115 33H114V34H115ZM143 33H144V32H143ZM147 33H148V32H147ZM155 33H156V32H155ZM167 33H168V32H167ZM176 33H177V32H176ZM183 33H184V32H183ZM196 33H197V32H196ZM204 33H203V34H204ZM210 33H211V37L208 38L207 40H205V44H206L205 49L208 48L207 46H211L210 50H211V51L213 50L212 52L214 53V51L216 50V49H215L216 45H219V43H216V42H217V41H221V38H222V36H223V35H221V34H223V32L220 34V32H218V31L216 30V32L213 31V33H212V32H210ZM225 33H227V32H225ZM237 33H238V32H237ZM255 33H256V32H255ZM7 34H9V33H8V32H7V33H3V34L0 33V69H1V68H5V67L8 68V66L12 64V63L7 59V57H5V55H3V54H4V51L7 50V48H8V46H6V40H5V38L7 37ZM71 34H72V33H71ZM87 34H88V33H87ZM89 34H90V32H89ZM104 34H105V33H104ZM110 34H111V33H110ZM119 34H120V33H119ZM121 34H122V33H121ZM126 34H127V32H126ZM131 34H132V33H131ZM137 34H138V33H137ZM157 34H158V33H157ZM157 34H154V35H153L155 40L160 39V38L163 39V37H162V35H161L162 33L159 34V35H157ZM163 34H164V33H163ZM174 34H175V33H174ZM188 34H189V33H188ZM238 34H239V33H238ZM259 34H260V33H259ZM112 35H113V34H112ZM128 35H129V36H127L128 38H133V39L136 38V37H132L133 35L130 36V33H129ZM138 35H139V34H138ZM138 35H137V36H138ZM141 35H142V33H141ZM141 35L139 36V37H141V39H138L137 41H134L133 39L128 40V38L125 36V37L127 38V40L129 41V43H127L128 41L125 42L126 38H125V40L122 38V39L124 40L123 42H125V43H127V44L123 43V46H120L121 51H122V52H123V51H124V52L128 51V52H127V53H128V58H129L131 61H132V59H133V55H132L133 53H135L136 55L140 54V55L142 56V53H144L145 51H147V50H146V47L144 46V44H146V43L150 44V43L148 42V40H149V38H150V37H148V36H149L150 34H149V35H146V34L144 33V34H143V37H142ZM176 35H177V34H176ZM179 35H180V34H179ZM184 35H185V33H184ZM184 35H183V36H184ZM206 35H207V34H206ZM239 35H240V34H239ZM249 35H250V33H249ZM54 36H55V35H54ZM80 36H81V35H80ZM82 36H83V35H82ZM95 36H97V35H95ZM100 36H101V35H99V37H100ZM103 36H104V35H103ZM103 36H102V37H103ZM114 36H115V35H114ZM151 36H152V35H151ZM166 36H168V35H166ZM183 36H182V37H183ZM186 36H187V35H186ZM65 37H66V36H65ZM65 37H64V38H65ZM92 37H93L92 39H94V36H92ZM105 37H106V36H105ZM105 37H103V38H105ZM123 37H124V36H123ZM174 37H175V35H174ZM176 37H177V36H176ZM200 37H201V36H200ZM204 37H205V35H204ZM206 37H207V36H206ZM233 37H234V36H233ZM233 37H232V38H233ZM251 37H252V36H251ZM73 38H74V37H73ZM110 38H112L111 35H110ZM119 38H120V36H119ZM195 38H196V36H195ZM201 38H203V37H201ZM229 38H230V37H229ZM234 38H235V37H234ZM241 38H242V37H241ZM254 38H255V37H254ZM65 39H66V38H65ZM99 39H100V38H99ZM117 39H118V38H117ZM178 39H179V38H178ZM192 39H194V38H192ZM243 39H244V37H243ZM245 39H246V38H245ZM79 40H80V39H79ZM79 40H78V41H79ZM82 40H83V39H82ZM86 40H87V39H86ZM89 40H90V39H89ZM89 40H88V41H89ZM94 40H96V39H94ZM104 40H105V39H104ZM115 40H116V39H115ZM119 40H120V39H119ZM180 40H181V38H180ZM189 40H190V39H189ZM202 40H203V39H202ZM246 40H247V39H246ZM260 40H261V39H260ZM263 40H264V39H263ZM71 41H72V40H71ZM149 41H150V40H149ZM174 41H175V40H174ZM181 41H182V40H181ZM183 41H184V40H183ZM195 41H196V40H194V42H195ZM200 41H201V40H199V42H200ZM225 41H226V40H225ZM231 41H234V42H235V40H231ZM240 41H242V40H240ZM261 41H262V40H261ZM261 41H260V42H261ZM56 42H57V41H56ZM117 42H118V41H117ZM154 42H155V41H153V43H154ZM171 42H172V41H171ZM175 42H176V41H175ZM178 42H179V41H178ZM236 42H237V41H236ZM238 42H239V41H238ZM250 42H251V41H250ZM250 42H249V43H250ZM258 42H259V41H258ZM66 43H67V42H66ZM74 43H75V42H74ZM93 43L95 44L96 42L93 41ZM103 43L105 44V42H103ZM103 43L101 44V43L98 42V44H97V45H98V48H99V49H102V52H103L104 47L106 46V44H105V46H103ZM108 43H109V42H108ZM164 43H165V42H164ZM188 43H189V42H188ZM188 43H186V44H188ZM191 43H192V42H191ZM195 43H196V42H195ZM200 43H201V42H200ZM232 43H233V42H232ZM245 43H246V42H245ZM252 43H253V42H252ZM256 43H257V42H256ZM70 44H71V43H69V45H70ZM76 44H78V43H76ZM76 44H75V45H76ZM81 44H82V42L80 43V46H81ZM86 44H88V43H86ZM113 44H114V43H113ZM120 44H121V43H120ZM120 44L117 43L118 46H119ZM148 44H147V45H148ZM158 44H161L162 46L164 45L163 42H158ZM169 44H170V42H169ZM173 44H174V43H173ZM179 44H180V43H179ZM196 44H197V43H196ZM201 44H202V43H201ZM240 44H241V43H240ZM240 44L238 43L237 45L240 46ZM258 44H259V43H258ZM263 44H264V43L262 42L261 45H263ZM71 45H72V44H71ZM78 45H79V44H78ZM109 45H110V44H109ZM115 45H116V43H115ZM115 45H114V46H115ZM150 45H151V44H150ZM152 45H153V44H152ZM155 45H156V44H155ZM165 45H166V44H165ZM233 45H234V44H233ZM84 46H85V45H84ZM84 46H83V47H84ZM87 46H88V45H87ZM99 46H101V47H99ZM114 46H113V48H114ZM148 46H149V45H148ZM158 46H159V45H158ZM158 46H157V48H158ZM185 46L187 47V45H185ZM193 46H194V44H193ZM193 46H192V47H193ZM197 46H198V45H197ZM199 46H200V45H199ZM199 46H198V47H199ZM220 46H221V45H220ZM253 46H255V45H253ZM253 46H252V47H253ZM258 46H259V45H258ZM77 47H79V46H77ZM81 47H82V46H81ZM88 47H89V46H88ZM88 47H87V48H88ZM90 47H91V46H90ZM93 47H94V46H93ZM109 47H110V46H109ZM154 47H155V46H154ZM160 47H161V46H160ZM163 47H164V46H163ZM163 47H161V48H163ZM177 47H178V46H177ZM181 47H182V46H181ZM194 47H195V46H194ZM221 47H222V46H221ZM223 47H224V45H223ZM226 47H227V46H226ZM229 47H230V45H229ZM232 47H233V46H232ZM244 47H245V45H244ZM244 47H243V48H244ZM248 47H249V45H248ZM79 48H80V47H79ZM94 48H95V47H94ZM107 48H108V47H107ZM113 48H112V50L115 51V52H116V50H118V49H115V50H114ZM175 48H176V47H175ZM179 48H180V46H179ZM182 48H183V47H182ZM217 48H218V47H217ZM233 48H234V47H233ZM240 48H241V47H240ZM245 48H246V47H245ZM256 48H258V47L256 46ZM154 49H155V48H154ZM169 49H170V48H169ZM188 49H189V48H188ZM193 49H195V48H193ZM218 49H219V48H218ZM221 49H222V48H221ZM241 49H242V48H241ZM82 50H83V49H82ZM86 50H87V49H86ZM171 50H173V49H171ZM171 50H170V51H171ZM182 50H183V49H182ZM203 50H204V48H203ZM224 50H225V49H224ZM236 50H238V49H236ZM239 50H240V49H239ZM258 50H259V49H258ZM83 51H84V50H83ZM88 51H89V50H88ZM91 51H93V49H91ZM106 51H107V50H106ZM148 51H149V48H148ZM158 51H159V49H158ZM161 51H162V50H161ZM164 51H165V49H164ZM192 51H193V50H192ZM207 51H209V50H207ZM219 51H220V50H219ZM261 51H262V50H261ZM95 52H96V51H95ZM100 52H101V51H99V53H100ZM102 52H101V53H102ZM115 52H111V51L108 52L109 55L111 56V58L114 57L113 54H114ZM159 52H160V51H159ZM166 52H169V51H166ZM174 52H175V51H174ZM178 52H179V51H178ZM185 52H186V50H185ZM196 52H197V51H196ZM199 52H200V54H202L201 51H199ZM204 52H205V50H204ZM217 52H218V51H217ZM229 52H230V50H229ZM236 52H237V51H236ZM84 53H85V52H84ZM91 53H92V52H91ZM99 53H98V54H99ZM120 53H121V52H120ZM148 53H149V52H148ZM176 53H177V52H176ZM186 53H187V52H186ZM186 53H185V54H186ZM191 53H192V52H191ZM215 53H216V52H215ZM223 53H224V52H223ZM262 53H263V52H262ZM86 54H87V53H86ZM95 54H96V53H95ZM182 54L184 55V53H182ZM197 54H198V53H197ZM197 54H196V55H197ZM204 54H205V53H204ZM204 54H203V55H204ZM207 54H208V53H207ZM209 54H210V53H209ZM227 54H228V53H227ZM249 54H250V53H249ZM6 55H7V54H6ZM103 55H104V54H103ZM126 55H127V54H126ZM175 55H176V54H175ZM183 55H180L181 58H182ZM188 55H189V54H187V56H188ZM194 55H195V54H194ZM196 55H195V56H196ZM205 55H206V54H205ZM205 55H204V57H205ZM214 55H215V54H214ZM217 55H218V54H217ZM217 55H216V56H217ZM223 55H224V54H223ZM230 55H231V54H230ZM234 55H235V54H234ZM260 55H261V54H260ZM263 55H264V54H263ZM99 56H100V55H99ZM104 56H105V55H104ZM119 56H120V55H118V57H119ZM124 56H125V54H124ZM144 56H145V58H148L150 55H149V56H146V53H145ZM165 56H166V55L163 56V54H162L160 57L163 59V57H165ZM176 56H177V55H176ZM185 56H186V55H185ZM191 56H192V55H191ZM240 56H241V55H240ZM243 56H244V55H243ZM245 56H246V55H245ZM105 57H106V56H105ZM108 57H109V56H108ZM116 57H117V56H116ZM118 57H117V58H118ZM121 57H123V56H121ZM142 57H143V56H142ZM153 57H154V56H153ZM157 57H158V56H157ZM166 57H167V56H166ZM169 57H170V55L168 56V58H169ZM172 57H173V56H172ZM200 57H201V56H200ZM210 57H211V56H210ZM210 57H209V59H210ZM221 57H222V56H221ZM235 57H236V55H235ZM263 57H264V56H263ZM100 58H101V57H100ZM100 58H99V59H100ZM117 58H116V59H117ZM119 58H120V57H119ZM161 58H160V59H161ZM179 58H180V57H179ZM179 58H178V59H179ZM181 58L179 59V61H181ZM195 58H196V57H195ZM195 58H194V60H195ZM226 58H227V57H226ZM231 58H232V57H231ZM240 58H241V57H240ZM260 58H262V57H260ZM107 59H109V58H107ZM112 59H113V58H112ZM120 59H121V58H120ZM141 59H142V58H141ZM141 59H139L138 61H141V62H142ZM151 59H152V58H151ZM157 59H158V58H157ZM160 59H159V60H160ZM170 59H171V58H170ZM173 59H174V58H173ZM184 59H185V58H184ZM189 59H191V58L189 57ZM200 59H201V58H200ZM200 59H199V60H200ZM203 59H204V58H203ZM223 59H224V58H223ZM223 59H221V60H223ZM227 59H228V58H227ZM232 59H233V58H232ZM256 59H258V58H256ZM117 60H118V59H117ZM133 60H134V59H133ZM136 60H137V59H136ZM144 60H145V59H144ZM147 60H148V59H147ZM149 60H150V59H149ZM164 60H165V58L163 59V62H164ZM174 60H175V59H174ZM192 60H193V59H192ZM217 60H218V59H217ZM251 60H252V59H251ZM254 60H255V59H254ZM102 61H103V60H102ZM104 61H105V60H104ZM114 61H116V60H114ZM121 61H123V59H122ZM165 61H166V60H165ZM183 61H184V60H183ZM183 61H182V62H183ZM185 61H186V60H185ZM185 61H184V62H185ZM187 61H189V60H187ZM195 61H196V60H195ZM195 61H194V62H195ZM200 61H201V60H200ZM208 61H209V60H208ZM215 61H216V60H215ZM227 61H228V60H227ZM242 61H243V60H242ZM255 61H257V60H255ZM108 62H110V61H108ZM143 62H144V61H143ZM145 62H146V60H145ZM150 62H151V61H150ZM160 62H161V60H160ZM169 62H170V61H169ZM191 62H193V61H191ZM197 62H198V61H197ZM201 62H202V61H201ZM218 62H219V61H218ZM228 62H229V61H228ZM230 62H231V61H230ZM237 62H238V61H237ZM111 63H112V62H111ZM121 63H122V62H121ZM138 63H139V62H138ZM164 63H165V62H164ZM176 63H177V62H174L175 65H176ZM187 63H188V62H187ZM187 63H186V64H187ZM189 63H190V62H189ZM199 63H200V62H199ZM209 63H210V62H209ZM231 63H232V62H231ZM233 63H234V62H233ZM240 63H241V62H240ZM250 63H251V62H250ZM258 63H259V62H258ZM258 63H257V64H258ZM80 64H81V63H80ZM99 64H100V63H99ZM105 64H106V63H105ZM112 64H113V63H112ZM143 64H144V63H143ZM146 64H147V63H146ZM146 64H145V67L147 68L148 65L146 66ZM148 64H149V63H148ZM178 64H179V63H178ZM180 64H181V63H180ZM180 64H179V65H180ZM193 64H194V63H193ZM197 64H198V63H197ZM200 64H201V63H200ZM200 64H199V65H200ZM210 64H213V63L211 62ZM210 64H209V65H210ZM220 64H221V62H220ZM243 64H244V62H243V63L241 64V66H240L241 69H242V65H243ZM261 64H262V63H261ZM131 65H132V64H131ZM162 65H163V64H162ZM162 65H161V66H162ZM182 65H183V64H182ZM189 65H191V64H189ZM189 65H188V66H189ZM195 65H196V64H195ZM195 65H193V66H194V70H195V67H197V66H195ZM233 65H234V64H233ZM237 65H239V63H238ZM245 65H246V64H245ZM252 65H253V64H252ZM75 66H76V65H75ZM82 66H83V65H82ZM95 66H96V65H95ZM98 66H99V65H98ZM128 66H129V65H128ZM132 66H133V65H132ZM143 66H144V65H143ZM158 66H159V64H158ZM193 66H192V67H193ZM203 66H204V65H203ZM218 66H219V65H218ZM243 66H244V65H243ZM247 66H248V65H247ZM72 67H73V66H72ZM100 67H101V65H100ZM105 67H106V66H105ZM156 67H157V66H156ZM166 67H167V66H166ZM171 67H172V66H171ZM171 67H170V68H171ZM174 67H175V66H174ZM174 67H173V68H174ZM209 67H210V66H209ZM230 67H233V66H231V64H230ZM261 67H262V65H261ZM263 67H264V66H263ZM87 68H88V67H87ZM90 68H91V66H90ZM92 68H93V65H92ZM146 68H144V69H146ZM157 68H158V67H157ZM157 68H156V69H157ZM161 68H162V67H161ZM178 68H179V67H178ZM189 68H190V67H189ZM200 68H201V67H200ZM223 68H224V66H223ZM226 68H227V67H226ZM251 68H252V66H251ZM251 68H250V69H251ZM94 69H95V68H94ZM140 69H143V68H142V65H139V66L137 67V72H139L138 70H140ZM159 69H160V68H159ZM163 69H164V68H163ZM179 69H180V68H179ZM186 69H187V68H186ZM213 69H214V67H213ZM219 69H220V68H219ZM221 69H222V68H221ZM224 69H225V68H224ZM233 69H234V68H233ZM241 69H240V71H241ZM245 69H246V68H245ZM250 69H248V70L251 71ZM85 70H86V69H85ZM107 70H108V69H107ZM107 70L105 69V71H106L107 74H108V72H109L110 70H109V71H107ZM128 70H129V69H128ZM153 70H154V68H153ZM182 70H183V69H182ZM202 70H203V69H202ZM210 70H211V69H210ZM225 70H226V69H225ZM243 70H244V68H243ZM243 70H242V71H243ZM87 71H88V69H87ZM90 71H91V70H90ZM95 71H96V70H95ZM95 71H94V73H96ZM100 71H101V70H100ZM102 71H103V70H102ZM112 71H114V70H112ZM116 71H117V70H116ZM119 71H120V70H119ZM121 71H122V70H121ZM133 71H134V70H133ZM141 71H142V70H141ZM150 71H151V70H150ZM172 71H173V70H172ZM174 71H175V70H174ZM176 71H177V69H176ZM178 71H179V70H178ZM180 71H181V70H180ZM186 71H187V70H186ZM218 71H219V70H218ZM229 71H230V69H229ZM233 71L235 72V70H233ZM242 71H241V72H242ZM9 72H10V70L7 69V70H6V73H9ZM117 72H118V71H117ZM156 72H157V71H156ZM165 72H166V71H165ZM167 72H168V70H167ZM193 72H194V71H193ZM195 72H197V71H195ZM200 72H201V69H200V71H199L198 73H200ZM205 72H206V71H205ZM215 72H216V71H215ZM79 73H80V72H79ZM86 73H87V72H86ZM141 73H142V72H141ZM145 73H146V72H145ZM151 73H152V72H151ZM168 73H169V72H168ZM175 73H177V72H175ZM190 73H191V72H188V73L186 74V78L189 79V80L191 79V76H192V74H190ZM201 73H202V72H201ZM209 73H210V72H209ZM213 73H214V72H213ZM225 73H227V72H225ZM231 73H232V72H231ZM251 73H252V72H251ZM100 74H101V73H100ZM110 74H111V73H110ZM121 74H122V73H121ZM125 74H126V71H125ZM142 74H143V73H142ZM161 74H162V73H161ZM194 74H195V73H194ZM202 74H203V73H202ZM216 74H217V73H216ZM220 74H221V73H220ZM229 74H230V73H229ZM244 74H245V73H244ZM247 74H248V73H247ZM261 74H262V72H261ZM261 74H260V75H261ZM88 75H89V74H88ZM145 75H146V74H145ZM159 75H160V74H159ZM165 75H166V74H165ZM181 75H182V74H181ZM207 75H209V74H207ZM218 75H219V74H218ZM222 75H223V74H222ZM233 75H234V74H233ZM245 75H246V74H245ZM253 75L255 76V74H253ZM86 76H87V75H86ZM109 76H110V75H109ZM137 76H139V75L137 74ZM152 76H154V75H152ZM152 76H151V77H152ZM179 76H180V75H179ZM182 76H184V75H182ZM210 76H211V75H210ZM226 76H227V75H226ZM250 76H251V75H250ZM69 77H70V76H69ZM88 77H89V76H88ZM88 77H87V78H88ZM93 77H94L95 79H97V77H95V76H93ZM93 77H92V78H93ZM98 77H100V75H99ZM125 77H126V76H125ZM125 77H124V78H125ZM131 77H132V76H131ZM160 77H161V76H160ZM164 77H165V76H164ZM168 77H169V76H168ZM168 77H167V78H168ZM175 77H177V76H175ZM180 77H181V76H180ZM197 77H198V76H197ZM216 77H217V76H216ZM218 77H219V76H218ZM228 77H229V76H228ZM242 77H243V76H242ZM262 77H263V76H262ZM77 78H78V76H77ZM77 78H76V79H77ZM108 78H109V77H108ZM108 78H107V79H108ZM110 78H111V77H110ZM115 78L117 79V77H115ZM120 78H121V77H119V79H120ZM126 78H127V77H126ZM141 78H142V77H141ZM148 78H149V77H148ZM203 78H204V77H203ZM207 78H208V77H207ZM230 78H231V77H230ZM230 78H229V79H230ZM236 78L238 79V77H236ZM116 79H114V80H113V79L110 80V82H109V86H110V87L113 86V84H114V85L117 84V80H116ZM119 79H118V80H119ZM127 79H128V78H127ZM152 79H153V78H152ZM164 79H165V78H164ZM171 79H172V78H171ZM177 79H179V78H177ZM192 79H193V78H192ZM194 79H195V78H194ZM201 79H202V78H201ZM219 79H220V78H219ZM219 79H218V80H219ZM225 79H226V78H225ZM231 79H232V78H231ZM233 79H234V78H233ZM248 79H249V78H248ZM74 80H75V79H74ZM78 80H79V78H78ZM90 80H91V79H90ZM103 80H104V79H103ZM105 80H106V79H105ZM108 80H109V79H108ZM121 80H122V79H121ZM138 80H140V79H138ZM189 80H188V81H189ZM198 80H199V79H198ZM202 80H204V79H202ZM205 80H206V79H205ZM216 80H217V79H216ZM221 80H222V79H221ZM221 80H220V81H221ZM235 80H236V79H235ZM250 80H251V79H250ZM250 80H249V81H250ZM252 80H253V79H252ZM259 80H260V79H259ZM82 81H83V80H82ZM92 81H93V79H92ZM149 81H150V80H149ZM152 81L154 82V80H152ZM172 81H173V80H172ZM174 81H175V80H174ZM186 81H187V80H186ZM192 81H193V80H192ZM194 81H195V80H194ZM200 81H201V80H200ZM207 81H209V80H207ZM253 81H254V80H253ZM125 82H126V81H125ZM166 82H167V81H166ZM168 82H169V81H168ZM181 82H182V81H181ZM196 82H197V81H196ZM205 82H206V81H205ZM215 82H216V81H215ZM232 82H233V81H232ZM258 82H259V81H258ZM258 82H257V83H258ZM84 83H85V82H84ZM94 83H95V82H94ZM96 83H97V81H96ZM101 83H102V82H101ZM104 83H107V82H104ZM104 83H102V84H104ZM134 83H135V80H134ZM150 83H151V82H150ZM192 83H193V82H192ZM197 83H198V82H197ZM226 83H227V82H226ZM238 83H239V82H238ZM250 83H251V81H250ZM76 84H77V83H76ZM79 84H80V83H79ZM82 84H83V83H82ZM99 84H100V83H99ZM102 84H101V85H102ZM107 84H108V83H107ZM124 84H125V83H124ZM142 84H144V83H142ZM155 84H156V83H155ZM155 84H154V85H155ZM170 84H171V82H170ZM187 84L189 85L190 83L187 82ZM194 84H195V83H193V85H194ZM198 84H200V83H198ZM235 84L237 85L236 82H235ZM244 84H245V83H244ZM247 84H248V83H247ZM247 84H246V85H247ZM83 85H84V84H83ZM96 85H97V84H96ZM125 85H126V84H125ZM182 85H183V84H182ZM200 85H201V84H200ZM204 85H205V84H204ZM214 85H215V84H214ZM220 85H221V84H220ZM230 85H231V84H230ZM241 85H242V84H241ZM241 85H240V86H241ZM248 85H249V84H248ZM12 86H13L12 83H7V84H2V85L0 86V88H5V90H6V89H11ZM86 86H87V85H86ZM92 86H93V85H92ZM102 86H103V85H102ZM102 86H101V87H102ZM104 86H105V85H104ZM104 86H103V87H104ZM162 86H163V85H162ZM176 86H178V85H176ZM197 86H198V85H197ZM207 86H208V85H207ZM215 86H216V85H215ZM228 86H229V83H228ZM257 86H258V85H257ZM259 86H260V85H259ZM103 87H102V88H103ZM160 87H161V86H160ZM179 87H180V86H179ZM189 87H190V86H189ZM198 87H199V86H198ZM208 87H210V86H208ZM208 87H206V88H208ZM213 87H214V86H213ZM233 87H235V89H234V88H233V89L236 90V86H233ZM242 87H245V86H242ZM246 87H248V86H246ZM260 87H262V86H260ZM260 87H258V88H260ZM77 88H78V87H77ZM105 88H106V87H105ZM124 88H125V87H124ZM144 88H145V87H144ZM146 88H147V87H146ZM161 88H162V87H161ZM173 88H174V86H173ZM173 88H170V89H173ZM184 88H185V86H184ZM202 88H204V87H202ZM224 88H225V87H224ZM251 88H252V87H251ZM256 88H257V87H256ZM74 89H75V88H74ZM88 89H90V88H88ZM88 89H87V91H88ZM97 89H98V88H97ZM106 89H107V88H106ZM117 89H118V87L116 88L115 91L112 89V90L114 91L113 93H111V96H112V97H116V95H117V93H118V92H117ZM130 89H131V88H130ZM137 89H138V88H137ZM152 89H153V88H152ZM154 89H155V88H154ZM159 89H160V88H159ZM170 89H169V90H170ZM186 89H187V88H186ZM186 89H185V90H186ZM188 89H189V88H188ZM218 89H219V87H218ZM220 89H221V88H220ZM237 89H238V88H237ZM245 89H247V88H245ZM249 89H250V88H249ZM252 89H254V88H252ZM90 90H91V89H90ZM107 90H108V89H107ZM139 90H140V89H139ZM145 90H146V89H145ZM160 90H161V89H160ZM169 90H168V91H169ZM177 90H180V89H177ZM206 90H207V89H206ZM223 90H224V89H223ZM225 90H226V89H225ZM230 90H231V89H230ZM241 90H242V89H241ZM78 91H79V90H78ZM122 91H123V89H122ZM137 91H138V90H137ZM236 91H237V90H236ZM245 91H246V90H245ZM247 91H248V90H247ZM254 91H255V90H254ZM126 92H127V90H126ZM133 92H134V91H133ZM177 92H178V91H177ZM177 92H176V93H177ZM180 92H181V91H180ZM187 92H189V91H187ZM204 92H206V91H204ZM216 92H217V91H216ZM257 92H259V91H257ZM262 92H263V91H262ZM104 93H105V92H104ZM159 93H160V92H159ZM161 93H162V91H161ZM161 93H160V95H161ZM173 93H174V92H173ZM173 93H171V94H173ZM196 93H197V92H196ZM219 93H220V92H219ZM228 93H229V92H228ZM238 93L240 94V92H238ZM242 93H243V92H242ZM106 94H107V93H106ZM122 94H123V93H122ZM169 94H170V92H169ZM197 94H198V93H197ZM213 94H214V93H213ZM229 94H230V93H229ZM229 94H228V95H229ZM231 94H232V93H231ZM231 94H230V95H231ZM247 94H248V93H247ZM4 95H5V94H4ZM103 95H105V94H103ZM131 95H132V94H131ZM173 95H174V94H173ZM175 95H176V94H175ZM194 95H195V94H194ZM207 95H208V94H207ZM234 95H235V93H234ZM240 95H241V94H240ZM100 96H101V95H100ZM122 96H123V95H122ZM125 96H126V95H125ZM128 96H129V95H128ZM140 96H141V95H140ZM185 96H186V95H185ZM201 96H202V95H201ZM208 96H211V95H208ZM219 96H220V95H219ZM222 96H223V95H222ZM238 96H239V95H238ZM244 96H246V95H244ZM117 97H118V96H117ZM161 97H162V96H161ZM188 97H189V96H188ZM188 97H187V98H188ZM214 97H215V96H214ZM214 97H212V99H215ZM122 98H123V97H122ZM129 98H130V97H129ZM154 98H155V96H154ZM179 98H180V97H179ZM187 98H186V99H187ZM223 98H224V97H223ZM226 98H227V96H226ZM235 98H237V97H235ZM238 98H239V97H238ZM241 98H242V97H241ZM255 98H257V97H255ZM132 99H133V98H132ZM136 99H137V98H136ZM166 99H167V98H166ZM176 99H177V98H176ZM180 99H181V98H180ZM182 99H183V97H182ZM190 99H191V98H190ZM232 99H233V98H232ZM263 99H264V98H263ZM117 100H119V99H117ZM120 100H121V99H120ZM134 100H135V99H134ZM161 100L163 101V99H161ZM210 100H211V98H210ZM238 100H239V99H238ZM258 100H259V99H258ZM261 100H262V99H261ZM112 101H116V98H112ZM129 101H130V100H129ZM135 101H136V100H135ZM201 101H202V100H201ZM203 101H204V99H203ZM203 101H202V102H203ZM208 101H209V100H208ZM222 101H223V100H222ZM232 101H233V100H232ZM232 101H231V102H232ZM249 101H250V100H249ZM118 102H119V101H118ZM127 102H128V100H127ZM132 102H133V101H132ZM139 102H140V101H139ZM158 102H159V101H158ZM177 102H178V100H177ZM185 102H186V101H185ZM204 102H205V101H204ZM214 102H215V101H214ZM231 102H230V103H231ZM113 103H114V102H113ZM121 103H122V102H121ZM173 103H174V101H173ZM197 103H199V102H197ZM208 103H209V102H208ZM228 103H229V102H228ZM238 103H239V102H238ZM249 103H250V102H249ZM261 103H262V102H261ZM104 104H106V103H104ZM119 104H120V102H119ZM226 104H227V103H226ZM245 104H246V103H245ZM106 105H107V104H106ZM116 105H118V104H116ZM128 105H129V104H128ZM135 105H136V104H135ZM174 105H175V104H174ZM181 105H182V104H181ZM186 105H187V104H186ZM211 105H212V104H211ZM234 105H235V104H234ZM251 105H254V104H251ZM107 106H108V105H107ZM141 106H142V105H141ZM143 106H145V104H143ZM152 106H153V105H152ZM179 106H180V105H179ZM235 106H236V105H235ZM238 106H239V104H238ZM120 107H121V106H120ZM123 107H125V106H123ZM126 107H127V106H126ZM126 107H125V108H126ZM145 107H146V106H145ZM169 107H170V105H169ZM177 107H178V106H177ZM184 107H185V105H184ZM213 107H214V106H213ZM218 107H219V106H218ZM244 107H246V106H244ZM248 107H249V106H248ZM101 108H102V107H101ZM104 108H105V107H104ZM106 108H107V107H106ZM113 108H114V107H113ZM127 108H128V107H127ZM142 108H143V107H142ZM146 108H147V107H146ZM154 108H155V106H154ZM186 108H187V107H186ZM198 108H199V106H198ZM225 108H226V107H225ZM229 108H230V105H229ZM237 108H239V107H237ZM237 108H236V109H237ZM249 108H250V107H249ZM9 109H10V108H9ZM12 109H13V108H12ZM116 109H117V108H116ZM131 109H132V108H131ZM170 109H171V108H170ZM172 109H173V108H172ZM184 109H185V108H184ZM189 109H190V108H189ZM205 109H206V108H205ZM222 109H224V108H222ZM226 109H227V108H226ZM233 109H234V108H233ZM244 109H245V108H244ZM257 109H259V108H257ZM108 110H109V109H108ZM112 110H113V109H112ZM124 110L127 111L128 109H124ZM136 110H137V108H136ZM136 110H135V111H136ZM140 110H141V108H140ZM145 110H146V109H145ZM145 110H143V111H145ZM174 110H175V109H174ZM176 110H177V109H176ZM176 110H175V112H176ZM192 110H193V108H192ZM230 110H231V109H230ZM241 110H242V109H241ZM241 110H240V111H241ZM121 111H122V110H121ZM126 111H125V112H126ZM128 111H129V110H128ZM133 111H134V110H133ZM201 111H203V110H201ZM206 111H208V110H206ZM209 111H210V110H209ZM221 111H222V110H221ZM240 111H239V112H240ZM246 111H247V110H246ZM257 111H258V110H257ZM257 111H256V112H257ZM98 112H99V111H98ZM105 112H106V111H105ZM114 112H115V111H114ZM129 112H130V111H129ZM137 112H138V111H137ZM152 112H153V111H152ZM178 112H179V110H178ZM199 112H200V111H199ZM203 112H204V111H203ZM219 112H220V111H218V113H219ZM239 112H238V113H239ZM243 112H244V111H243ZM260 112H261V111H260ZM66 113H67V112H66ZM121 113H122V112H121ZM123 113H124V111H123ZM140 113H141V112H140ZM140 113H139V115H140ZM143 113H144V112H143ZM146 113H147V112H146ZM169 113H170V111H169ZM179 113H180V112H179ZM231 113H232V112H231ZM246 113H247V112H246ZM253 113H254V112H253ZM106 114H107V113H106ZM135 114H136V113H135ZM157 114H158V113H157ZM176 114H177V113H176ZM176 114H175V115H176ZM192 114H193V113L190 112L189 114H186V115L183 116V117H185V118H184V119H185V127H186L187 129H189L190 131H191V129L193 130V124H194V119L192 118ZM225 114H226V113H225ZM227 114H228V113H227ZM227 114H226V115H227ZM232 114H234V113H232ZM235 114L237 115L236 111H235ZM241 114H242V112H241ZM241 114H240V116H241ZM258 114H259V113H258ZM91 115H92V114H91ZM104 115H105V114H104ZM104 115H103V116H104ZM175 115H174V116H175ZM200 115H201V114H200ZM207 115H208V114H207ZM222 115H224V114H222ZM229 115H230V114H229ZM229 115H228V116H229ZM242 115H243V114H242ZM246 115H247V114H246ZM246 115H245V116H246ZM248 115H249V114H248ZM11 116H13V115H11ZM87 116H88V115H87ZM87 116H86V117H87ZM108 116H109V115H108ZM126 116H127V115H126ZM137 116H138V115H137ZM142 116H144V115H142ZM145 116H147V115L145 114ZM149 116H150V115H149ZM169 116H170V115H169ZM171 116H172V115H171ZM176 116H177V115H176ZM179 116H180V115H179ZM240 116H239V117H240ZM99 117H101V116H99ZM206 117H207V116H206ZM230 117H231V116H230ZM83 118H84V117H83ZM96 118H97V117H96ZM96 118H95V120H96ZM109 118H110V117H109ZM111 118H113V117H111ZM127 118H128V117H127ZM144 118H145V117H144ZM144 118H143V119H144ZM176 118H177V117H176ZM180 118H181V117H180ZM194 118H195V117H194ZM222 118H223V117H222ZM225 118H226V117H225ZM249 118H250V117H249ZM62 119H63V122H65V123L67 124V120L70 119V118L64 116V118L62 117ZM84 119H85V118H84ZM90 119H91V118H90ZM133 119H134V117H133ZM138 119H140V118H138ZM138 119H137V120H138ZM168 119H169V118H168ZM173 119H174V118H173ZM206 119H207V118H206ZM219 119H220V117H219ZM226 119H227V118H226ZM252 119H253V118H252ZM101 120H103V119L101 118ZM135 120H136V118H135ZM162 120H163V119H162ZM180 120H181V119H180ZM221 120H223V119H221ZM230 120H231V119H230ZM236 120H237V119H236ZM68 121H69V120H68ZM84 121H85V120H84ZM86 121H87V120H86ZM129 121H130V120H129ZM140 121H141V120H140ZM142 121H143V120H142ZM163 121H164V120H163ZM174 121H177V120H174ZM174 121H173V122H174ZM208 121H209V119H208ZM212 121H213V120H212ZM216 121H217V120H216ZM226 121H227V120H226ZM226 121H225V122H226ZM252 121H253V120H252ZM254 121H255V120H254ZM55 122H57V121H55ZM88 122H89V121H88ZM95 122H96V121H95ZM116 122H117V121H116ZM118 122H119V120H118ZM199 122H200V121H199ZM243 122H244V121H243ZM52 123H53V122H52ZM96 123H97V122H96ZM98 123H99V122H98ZM98 123H97V124H98ZM107 123H108V122H107ZM119 123H120V122H119ZM133 123H135V121H134ZM142 123H143V122H142ZM146 123H147V122H146ZM171 123H172V122H171ZM174 123H175V122H174ZM235 123H236V122H235ZM252 123H253V122H252ZM85 124H86V123H85ZM85 124H84V126H85ZM90 124H91V123H90ZM99 124H100V123H99ZM104 124L106 125V123H104ZM117 124H118V123H117ZM122 124H123V123H122V121H121V125H122ZM136 124H137V123H136ZM138 124H139V123H138ZM147 124H148V123H147ZM172 124H173V123H172ZM224 124H225V123H224ZM224 124H223V125H224ZM226 124H227V123H226ZM236 124H237V123H236ZM248 124H249V123H248ZM253 124H254V123H253ZM11 125H12V124H11ZM56 125H57V123H56ZM58 125H59V123H58ZM108 125H109V124H108ZM144 125H145V124H144ZM161 125H162V124H161ZM167 125H168V124H167ZM178 125H179V124H178ZM198 125H199V124H198ZM211 125H212V124H211ZM223 125H222V126H223ZM237 125H238V124H237ZM30 126H31V125H30ZM33 126H34V125H33ZM62 126H63V125H62ZM77 126H78V125H77ZM103 126H104V125H103ZM142 126H143V125H142ZM170 126H171V125H170ZM170 126H169V127H170ZM226 126H227V125H226ZM229 126H230V125H229ZM241 126H242V125H241ZM13 127H14V126H13ZM24 127H25V126H24ZM57 127H58V126H57ZM94 127H95V124H94ZM98 127H99V126H98ZM125 127H126V126H125ZM128 127H129V125H128ZM131 127H132V126H131ZM144 127H145V126H144ZM144 127H142V128H144ZM165 127H166V126H165ZM198 127H199V126H198ZM237 127H238V126H237ZM251 127H252V126H251ZM258 127H260V126H258ZM53 128H54V126H53ZM59 128H60V127H59ZM86 128H87V127H86ZM95 128H96V127H95ZM100 128H101V127H100ZM108 128H109V127H108ZM111 128H112V127H111ZM111 128H110V129H111ZM114 128H115V127H114ZM133 128H134V127H133ZM166 128H167V127H166ZM186 128H185V129H186ZM229 128H230V127H229ZM232 128H234V127H232ZM235 128H236V127H235ZM2 129H3V127H2ZM35 129H36V128H35ZM78 129H79V128H78ZM81 129H82V128H81ZM84 129H85V128H84ZM116 129H117V131H118V128H116ZM120 129H121V128H120ZM120 129H119V130H120ZM129 129H130V128H129ZM157 129H158V128H157ZM160 129H161V128H160ZM169 129H170V128H169ZM196 129H197V128H196ZM215 129H216V128H215ZM220 129H221V128H220ZM220 129H219V130H220ZM237 129H238V128H237ZM244 129H246V128H244ZM248 129H249V128H248ZM253 129H254V128H253ZM58 130H59V129H58ZM66 130H68V129H66ZM72 130H73V129H72ZM135 130H136V129H135ZM173 130H174V129H173ZM179 130H180V129H179ZM222 130H223V128H222ZM239 130L241 131V128H240ZM242 130H243V128H242ZM23 131H24V130H23ZM59 131H60V130H59ZM77 131H78V130H77ZM102 131H104V129L101 130V132H102ZM105 131H107V130H105ZM114 131H115V130H114ZM125 131H126V130H125ZM139 131H140V130H139ZM152 131H154V134H155V129L152 130ZM158 131H159V129H158ZM164 131H165V130H164ZM176 131H177V130H176ZM182 131H183V130H182ZM182 131H181V132H182ZM190 131H189V132H190ZM214 131H215V130H214ZM225 131H226V130H225ZM255 131H256V130H255ZM13 132H14V131H13ZM33 132H34V131H33ZM98 132H99L98 134H100V130H99ZM120 132H121V131H119V133H120ZM128 132H129V131H128ZM128 132L126 131V133H128ZM142 132H143V131H142ZM142 132H141V133H142ZM171 132H172V131H171ZM183 132H184V131H183ZM202 132H203V131H202ZM208 132H209V131H208ZM217 132H218V131H217ZM217 132H216V133H217ZM226 132H228V131H226ZM232 132H233V131H232ZM232 132H231V133H232ZM235 132H236V131H235ZM63 133H64V132H63ZM119 133H118V134H119ZM144 133H145V132H144ZM178 133H180V132H178ZM219 133H220V132H219ZM244 133H245V132H244ZM253 133H254V131H253ZM27 134H28V133H27ZM70 134H71V133H70ZM91 134L93 135V138H91V140H90V139H89V140L92 141V142L94 143L93 140H95V139H97V137H99V135L97 134V129L95 130V133H91ZM142 134H143V133H142ZM168 134H169V133H168ZM171 134H172V133H171ZM175 134H177V133H175ZM211 134H212V133H211ZM232 134H233V133H232ZM235 134H236V133H235ZM235 134H234V135H235ZM237 134H239V133H237ZM242 134H243V133H242ZM58 135H59V134H58ZM72 135H73V134H72ZM101 135H102V133H101ZM103 135H104V134H103ZM108 135H109V134H108ZM115 135H116V134H115ZM127 135H128V134H127ZM129 135H130V134H129ZM140 135H141V134H140ZM149 135H150V134H149ZM152 135H153V133H152ZM157 135H158V134H157ZM162 135H163V134H162ZM196 135H197V134H196ZM216 135H217V134H216ZM218 135H220V134H218ZM252 135H253V134H252ZM0 136H1V135H0ZM2 136H3V135H2ZM78 136H79V135H78ZM80 136H81V134H80ZM83 136H84V135H82V137H83ZM86 136H87V135H86ZM109 136H110V135H109ZM145 136H146V135H145ZM145 136H144V137H145ZM153 136H154V135H153ZM175 136H176V135H175ZM231 136H232V135H231ZM247 136H248V135H247ZM30 137H32V136H30ZM118 137H120V135H119ZM133 137H134V136H133ZM142 137H143V136H142ZM186 137H187V136H186ZM194 137H195V136H194ZM213 137H214V136H213ZM219 137H220V136H219ZM221 137H222V136H221ZM228 137H229V136H228ZM236 137H237V136H236ZM243 137H244V136H243ZM248 137H249V136H248ZM254 137H255V136H254ZM260 137H261V136H260ZM0 138H1V137H0ZM100 138H101V137H100ZM111 138H112V137H111ZM174 138H175V137H174ZM178 138H179V137H178ZM181 138H182V136H181ZM201 138H202V137H201ZM210 138H211V137H210ZM233 138H234V137H233ZM233 138H231V139H233ZM244 138H245V137H244ZM256 138H258V137H256ZM34 139H35V138H34ZM38 139H39V138H38ZM105 139H106V138H105ZM112 139H113V138H112ZM119 139H120V138H119ZM146 139H147V138H146ZM163 139H164V138H163ZM167 139H168V138H167ZM203 139H204V138H203ZM206 139H207V138H206ZM214 139H216V138H214ZM214 139H213V140H214ZM222 139H223V137L221 138V140H222ZM31 140H32V139H31ZM89 140H88V141H89ZM122 140H123V139H122ZM138 140H139V139H138ZM150 140H152V139L150 138ZM164 140H165V139H164ZM172 140H173V139H172ZM176 140H177V139H175V141H176ZM245 140H246V139H245ZM258 140H259V139H258ZM262 140H263V139H262ZM76 141H77V139H76ZM99 141H100V140H99ZM115 141H116V139H115ZM132 141H133V140H132ZM134 141H135V140H134ZM134 141H133V142H134ZM166 141H167V140H166ZM186 141H187V140H186ZM193 141H194V140H193ZM208 141H210V140H208ZM214 141H216V140H214ZM225 141H226V139H225ZM227 141H228V140H227ZM229 141H230V140H229ZM243 141H244V140H243ZM248 141H249V139H248ZM32 142H33V141H32ZM40 142H41V140H40ZM72 142H73V141H72ZM81 142H82V141H81ZM122 142H123V141H122ZM152 142H153V141H152ZM198 142H199V141H198ZM201 142H202V141H201ZM210 142H211V141H210ZM218 142H219V141H218ZM26 143H27V142H26ZM28 143H29V142H28ZM75 143H76V142H75ZM75 143H74V144H75ZM88 143H89V142H88ZM88 143H87V144H88ZM90 143H91V142H90ZM101 143H103V142H100V145H101ZM107 143H108V141H107ZM137 143H138V142H137ZM137 143H134V144H137ZM155 143H156V142H155ZM163 143H164V142H163ZM171 143H172V142H171ZM175 143H176V142H175ZM175 143H174V144H175ZM187 143H188V147H191V146L193 145V144H191L189 141H187ZM206 143H207V142H206ZM219 143H220V142H219ZM222 143H223V142H222ZM226 143H227V142H226ZM229 143H230V142H229ZM23 144H24V143H23ZM41 144H42V143H41ZM70 144H71V143H70ZM78 144H79V142H78ZM80 144H81V143H80ZM96 144H97V143H96ZM138 144H139V143H138ZM160 144H161V143H160ZM166 144H167V143H166ZM176 144H177V143H176ZM200 144H201V143H200ZM262 144H264V143H262ZM25 145H26V144H25ZM33 145H34V144H33ZM36 145H39V144H36ZM82 145H83V143H82ZM82 145H81V146H82ZM84 145H86V144H84ZM88 145H89V144H88ZM98 145H99V144H98ZM107 145H108V144H107ZM120 145H121V144H120ZM123 145H124V144H123ZM128 145H129V144H128ZM161 145L163 146V144H161ZM203 145H204V144H203ZM205 145H206V144H205ZM242 145H244V144H242ZM260 145H261V144H260ZM27 146H28V145H27ZM73 146H74V145H73ZM103 146H105V145H103ZM125 146H127V144H126ZM132 146H133V145H132ZM227 146H228V145H227ZM234 146H235V145H234ZM0 147H2V146H0ZM58 147H59V146H58ZM82 147H83V146H82ZM88 147H89V146H88ZM122 147H123V146H122ZM129 147H130V145H129ZM141 147H142V146H141ZM181 147H182V145H181ZM209 147H210V146H209ZM222 147H223V146H222ZM222 147H221V148H222ZM239 147H240V146H239ZM29 148H30V147H29ZM80 148H81V147H80ZM80 148H79V149H80ZM107 148H108V147H107ZM109 148H110V147H109ZM118 148H119V147H118ZM137 148H138V147H137ZM142 148H143V147H142ZM171 148H172V147H171ZM173 148H174V147H173ZM210 148H211V147H210ZM213 148H214V146H213ZM221 148H220V149H221ZM235 148H237V146H235ZM242 148H243V147H242ZM30 149H32V148H30ZM39 149H40V148H39ZM39 149H38V150H39ZM43 149H44V148H43ZM59 149H60V148H59ZM81 149H82V148H81ZM97 149H98V146H97ZM100 149H101V148H100ZM100 149H99V150H100ZM127 149H128V148H127ZM161 149H162V148H161ZM202 149H203V148H202ZM206 149H208V148H206ZM240 149H241V148H240ZM27 150H28V149H27ZM65 150H67V149H65ZM112 150H113V149H112ZM119 150H120V149H119ZM122 150H123V149H122ZM130 150H131V149H130ZM140 150H141V149H140ZM175 150H176V149H175ZM184 150H185V149H184ZM211 150H212V149H210V151H211ZM215 150H216V149H215ZM232 150H233V149H232ZM234 150H235V149H234ZM2 151H3V150H2ZM36 151H37V150H36ZM53 151H54V150H53ZM56 151H57V150H56ZM78 151H80V150H78ZM78 151H77V152H78ZM87 151H89V150H87ZM107 151H108V149H107ZM110 151H111V150H110ZM113 151H114V150H113ZM142 151H143V150H142ZM220 151H221V150H220ZM236 151H237V150H236ZM246 151H247V150H246ZM252 151H253V150H252ZM261 151H262V149H261ZM0 152H1V151H0ZM39 152H40V150H39ZM127 152H128V150L126 151V153H127ZM143 152H144V151H143ZM208 152H209V150H208ZM233 152H234V151H233ZM239 152H240V151H239ZM249 152H250V151H249ZM40 153H42V151H41ZM60 153H61V152H60ZM64 153H65V152H64ZM72 153H73V152H72ZM87 153H89V152H87ZM98 153H99V151H98ZM101 153H102V150H101ZM105 153H106V152H105ZM123 153H124V152H123ZM160 153H161V151H160ZM187 153H188V152H187ZM218 153H219V152H218ZM218 153H217V154L215 153V155H218ZM221 153H222V152H221ZM256 153H257V152H256ZM0 154H1V153H0ZM46 154H47V153H46ZM69 154H70V153H69ZM73 154H74V153H73ZM79 154H80V153H79ZM84 154H85V152H84ZM99 154H100V153H99ZM103 154H104V153H103ZM111 154H112V153H111ZM132 154H133V153H132ZM137 154H138V153H137ZM162 154H163V153H162ZM175 154H176V153H175ZM178 154H179V153H178ZM178 154H177V155H178ZM194 154H195V153H194ZM196 154H197V153H196ZM202 154H203V153H202ZM208 154H209V153H208ZM254 154H255V153H254ZM261 154H262V152H261ZM51 155L53 156V154H51ZM66 155H67V154H66ZM71 155H72V154H71ZM77 155H78V154H77ZM123 155H125V154H123ZM198 155H199V153H198ZM229 155H230V153H229ZM239 155H240V154H239ZM45 156H46V155H45ZM52 156H51V157H52ZM55 156H56V155H55ZM81 156H82V154H81ZM83 156H84V155H83ZM85 156H86V154H85ZM91 156H92V155H91ZM95 156H96V155H95ZM97 156H98V155H97ZM125 156H126V155H125ZM131 156H132V155H131ZM131 156H130V157H131ZM137 156H138V155H137ZM137 156H136V157H137ZM154 156H155V155H154ZM175 156H176V155H175ZM188 156H189V155H188ZM218 156H219V155H218ZM225 156H227V155H225ZM232 156H233V155H232ZM235 156H236V155H235ZM243 156H244V155H243ZM252 156H253V155H252ZM0 157H1V156H0ZM73 157H74V156H73ZM75 157H76V156H75ZM77 157H78V156H77ZM79 157H80V156H79ZM117 157H118V156H117ZM163 157H164V155H163ZM165 157H166V156H165ZM168 157H170V156H168ZM178 157H179V156H178ZM182 157L184 158V156H182ZM205 157H206V155H205ZM220 157H221V156H220ZM255 157H256V156H255ZM255 157H254V158H255ZM262 157H263V156H262ZM1 158H3V157H1ZM69 158H70V157H69ZM139 158H140V157H139ZM144 158L146 159V157H144ZM154 158H155V157H154ZM160 158H161V157H160ZM166 158H167V157H166ZM197 158H198V157H197ZM203 158H204V157H203ZM211 158H213V157H211ZM215 158H216V157H215ZM256 158H257V157H256ZM46 159H47V158H46ZM52 159H53V158H52ZM71 159H72V158H71ZM76 159H77V158H76ZM76 159H75V160H76ZM85 159H86V158H85ZM89 159H90V158H89ZM98 159H99V158H98ZM112 159H113V158H112ZM121 159H122V157H121ZM121 159H120V161H121ZM132 159H133V157H132ZM140 159H141V158H140ZM140 159H139V160H140ZM162 159H163V158H162ZM167 159H168V158H167ZM178 159H179V158H178ZM180 159H181V158H180ZM187 159H188V158H187ZM219 159H220V158H219ZM237 159H238V158H237ZM240 159H241V158H240ZM250 159H251V157H250ZM259 159H261V158H259ZM259 159H258V160H259ZM3 160H4V159H3ZM87 160H88V159H87ZM91 160H92V159H91ZM125 160H126V159H125ZM196 160H197V159H196ZM196 160H195L194 162H196ZM214 160H215V159H214ZM247 160H248V159H247ZM247 160H246V161H247ZM43 161H44V160H43ZM78 161H79V160H78ZM92 161H93V160H92ZM97 161H98V160H97ZM101 161H102V160H101ZM113 161H116V160H113ZM140 161H141V160H140ZM145 161H146V160H145ZM158 161H159V160H158ZM161 161H162V160H161ZM164 161H167V160H164ZM179 161H180V160H179ZM179 161H178V162H179ZM182 161H184V160H182ZM188 161H189V160H188ZM200 161H201V160H200ZM211 161H212V160H211ZM221 161H222V160H221ZM225 161H226V160H225ZM225 161H224V162H225ZM256 161H257V159H256ZM256 161H255V162H256ZM0 162H1V161H0ZM82 162H83V160H82ZM85 162H86V161H85ZM88 162H89V161H88ZM117 162H118V160H117ZM143 162H144V161H143ZM150 162H151V161H150ZM180 162H181V161H180ZM186 162H187V161H186ZM255 162H254V163H255ZM258 162H260V161H258ZM262 162H263V161H262ZM262 162H261V163H262ZM75 163H76V162H75ZM93 163H94V162H93ZM132 163H133V162H132ZM144 163H145V162H144ZM161 163H163V162H161ZM175 163H176V162H175ZM191 163H192V162H191ZM232 163H233V162H232ZM238 163H240V162H238ZM242 163H243V162H242ZM61 164H62V162H61ZM72 164H74V163H72ZM116 164H117V163H116ZM118 164H119V163H118ZM127 164H128V163H127ZM127 164H126V165H127ZM133 164H134V163H133ZM158 164H159V163H158ZM168 164H170V163H168ZM204 164H205V163H204ZM220 164H222V163H220ZM244 164H245V163H244ZM262 164H263V163H262ZM0 165H1V164H0ZM5 165H6V164H5ZM5 165H4V166H5ZM57 165H58V164H57ZM82 165H83V163H82ZM88 165H89V163H88ZM113 165H114V164H113ZM119 165H120V164H119ZM122 165H123V164H122ZM184 165H185V164H184ZM189 165H190V164H189ZM189 165H188V166H189ZM227 165H228V164H227ZM232 165H233V164H232ZM232 165H231V166H232ZM250 165H251V164H250ZM258 165H259V163H258ZM2 166H3V165H2ZM2 166H1V167H2ZM7 166H8V165H7ZM35 166H36V165H35ZM45 166H46V165H45ZM78 166H80V165H78ZM95 166H96V165H95ZM100 166H101V165H100ZM138 166H139V164H138ZM164 166H165V165H164ZM244 166H246V165H244ZM248 166H249V165H248ZM254 166H255V165H254ZM259 166H260V165H259ZM8 167H9V166H8ZM15 167H16V166H15ZM36 167H37V166H36ZM65 167H67V165H66ZM65 167H64V168H65ZM76 167H77V165H76ZM85 167H86V166H85ZM98 167H99V166H98ZM111 167H114V166H111ZM145 167H147V166L145 165ZM159 167H160V166H159ZM174 167H175V165H174ZM192 167H194V166H192ZM207 167H210V166L208 165ZM219 167H220V166H219ZM238 167H239V166H238ZM255 167H256V166H255ZM263 167H264V166H263ZM2 168H3V167H2ZM78 168H80V167H78ZM151 168H152V167H151ZM200 168H201V167H200ZM213 168H214V167H213ZM216 168H217V167H216ZM216 168H215V169H216ZM253 168H254V167H253ZM259 168H260V167H259ZM4 169H5V168H4ZM4 169H3V170H4ZM85 169H87V167H86ZM111 169H112V168H111ZM132 169H133V168H132ZM136 169H137V168H136ZM165 169H166V168H165ZM177 169H179L178 166H177ZM185 169H188V168L186 167ZM209 169H210V168H209ZM215 169H214V170H215ZM227 169H228V168H227ZM242 169H243V168H242ZM261 169H262V168H261ZM13 170H14V169H13ZM36 170H37V169H36ZM38 170H39V169H38ZM60 170H61V169H60ZM60 170H57L58 173H56V174H57V176H58V174H61L60 176L57 177V179H59V180L61 181L62 178H63V176H64V174H63L64 172H63V171L59 172ZM65 170H66V169H65ZM69 170H70V169H69ZM81 170H83V169H81ZM96 170H97V169H96ZM129 170H130V168H129ZM140 170H141V169H140ZM166 170H167V169H166ZM171 170H173V169L171 168ZM182 170H183V167H182ZM182 170H181V171H182ZM189 170H190V169H189ZM216 170H217V169H216ZM216 170H215V172H216ZM243 170H244V169H243ZM5 171H6V170H5ZM44 171H45V170H44ZM74 171H75V170H74ZM89 171L94 172V171H95V168L93 167V168L90 169ZM118 171H119V170H118ZM131 171H132V170H131ZM141 171H142V170H141ZM177 171H178V170H177ZM192 171H193V170H192ZM219 171H220V170H219ZM241 171H242V170H241ZM248 171H251V170H248ZM253 171H254V173H255V170H253ZM253 171H252V173H253ZM263 171H264V170H261V172H263ZM0 172H1V170H0ZM9 172H10V171H9ZM11 172H12V171H11ZM14 172H15V171H14ZM32 172H33V171H32ZM77 172H78V171H77ZM81 172H82V171H81ZM110 172H111V171H110ZM113 172H115V171H113ZM128 172H129V171H128ZM185 172H186V171H185ZM187 172H188V170H187ZM209 172H211V171H209ZM209 172H208V173H209ZM227 172H228V171H227ZM234 172H235V171H234ZM246 172H247V171H246ZM258 172H259V171H258ZM261 172H260V174H261ZM65 173H67V172H65ZM72 173H73V172H72ZM79 173H80V172H79ZM115 173H116V172H115ZM133 173H134V172H133ZM146 173H147V172H146ZM150 173H151V172H150ZM180 173H181V172H180ZM182 173H183V172H182ZM188 173H189V172H188ZM208 173H207V174H208ZM211 173H213V172H211ZM224 173H226V172H224ZM228 173H229V172H228ZM263 173H264V172H263ZM18 174H19V173H18ZM73 174H74V173H73ZM76 174H77V173H76ZM83 174H84V172H83ZM95 174H96V173H95ZM130 174H131V173H130ZM137 174H138V173H137ZM190 174H191V170H190ZM190 174H189V175H190ZM214 174L217 175L216 173H214ZM236 174H237V173H236ZM238 174H239V173H238ZM245 174H246V173H245ZM21 175H22V174H21ZM35 175H36V174H35ZM108 175H109V174H108ZM151 175H152V174H151ZM175 175L177 176L176 173L174 174V176H175ZM182 175H183V174H182ZM195 175H196V174H195ZM203 175H204V174H203ZM205 175H206V174H205ZM212 175H213V174H212ZM239 175H240V174H239ZM252 175H253V174H252ZM257 175H258V174H257ZM262 175H263V174H262ZM11 176H12V175H11ZM55 176H56V175H55ZM74 176H75V175H74ZM110 176H111V175H110ZM132 176H133V175H131V177H132ZM134 176H136V175H134ZM141 176H142V174H141ZM179 176H180V175H179ZM198 176H199V175H198ZM227 176H228V175H227ZM230 176H231V175H230ZM241 176H242V174H241ZM13 177H14V176H13ZM15 177H16V176H15ZM20 177H21V176H20ZM26 177H27V176H26ZM78 177H79V176H78ZM80 177H81V176H80ZM88 177H89V176H88ZM107 177H109V176H107ZM142 177H143V176H142ZM162 177H163V176H162ZM188 177H189V176H188ZM199 177H201V176H199ZM202 177H203V176H202ZM208 177H209V176H208ZM247 177H248V176H247ZM10 178H11V177H10ZM10 178H9V179H10ZM17 178H18V177H17ZM84 178H85V177H84ZM118 178H120V177H118ZM145 178H146V177H145ZM174 178H175V177H174ZM190 178H191V177H190ZM204 178H205V177H204ZM215 178H217V177H215ZM222 178H223V175H222ZM245 178H246V177H245ZM1 179H2V178H1ZM1 179H0V180H1ZM11 179H12V178H11ZM13 179H14V178H13ZM53 179H54V180H53V185L56 186L60 181L58 182L56 178H53ZM87 179H88V178H87ZM109 179H110V178H109ZM138 179H139V178H138ZM156 179H157V178H156ZM195 179H196V177H195ZM200 179H201V178H200ZM212 179H213V178H212ZM246 179H247V178H246ZM3 180H4V179H3ZM3 180H2V181H3ZM24 180H25V179H24ZM45 180H46V179H45ZM48 180H49V178H48ZM51 180H52V179H51ZM66 180H67V179H66ZM79 180H81V179H79ZM83 180H85V179H83ZM133 180H134V179H133ZM150 180H151V179H150ZM188 180H189V179H188ZM205 180H206V179H205ZM221 180H223V179H221ZM226 180H227V178H226ZM233 180H234V179H233ZM240 180H241V178H240ZM242 180L244 181V179H242ZM248 180H249V179H248ZM2 181H1V182H2ZM63 181H64V180H63ZM148 181H149V180H148ZM160 181H161V180H160ZM163 181H164V180H163ZM170 181H171V180H170ZM181 181H182V179H181ZM181 181H180V182H181ZM194 181H195V180H194ZM198 181H199V180H198ZM198 181H197V182H198ZM201 181H202V180H201ZM203 181H204V180H203ZM203 181H202V182H203ZM207 181H208V180H207ZM223 181H224V180H223ZM229 181H230V180H229ZM235 181H236V180H235ZM238 181H239V180H238ZM48 182H49V181H48ZM51 182H52V181H51ZM66 182H67V181H66ZM76 182H77V181H76ZM137 182H138V181H137ZM171 182H172V181H171ZM195 182H196V181H195ZM232 182H233V181H232ZM241 182H242V181H241ZM247 182H248V181H247ZM12 183H14V182H12ZM12 183H11V184H12ZM15 183H16V182H15ZM19 183H20V182H19ZM24 183H25V182H24ZM77 183H78V182H77ZM85 183H86V182H85ZM139 183H140V181H139ZM159 183H160V182H159ZM166 183H167V182H166ZM219 183H220V181H219ZM237 183H239V182H237ZM255 183H256V182H255ZM3 184H5V183H3ZM21 184H22V183H21ZM116 184H117V183H116ZM141 184H142V183H141ZM170 184H171V183H170ZM172 184H173V183H172ZM175 184H176V183H175ZM175 184H174V185H175ZM177 184H178V183H177ZM205 184H206V183H205ZM211 184H212V183H211ZM225 184H226V183H225ZM9 185H10V184H9ZM13 185H14V184H13ZM78 185H79V184H78ZM97 185H98V184H97ZM107 185H108V184H107ZM143 185H144V184H143ZM143 185H142V186H143ZM181 185H182V184H181ZM207 185H208V184H207ZM214 185H215V183H214ZM227 185H230V184H227ZM232 185H233V183H232ZM232 185H231V186H232ZM252 185H253V184H252ZM3 186H4V185H3ZM7 186H8V185H7ZM21 186H22V185H21ZM36 186H37V185H36ZM50 186H51V185H50ZM65 186H66V185H65ZM79 186H80V185H79ZM82 186H83V185H82ZM115 186H116V185H115ZM200 186H201V185H200ZM203 186H204V185H203ZM225 186H226V185H225ZM238 186L240 187V183H239ZM12 187H13V186H12ZM33 187H34V186H33ZM67 187H69V186H67ZM71 187H72V186H71ZM73 187H75V186H73ZM83 187H84V186H83ZM87 187H88V185H87ZM97 187H99V186H97ZM179 187H180V186H179ZM192 187H193V186H192ZM208 187H209V186H208ZM218 187H219V186H218ZM228 187H229V186H228ZM9 188H10V187H9ZM60 188H61V187H60ZM63 188H65V187L63 186ZM90 188H92V187L90 186ZM113 188H114V187H113ZM176 188H178V187H176ZM188 188H189V187H188ZM200 188H202V187H200ZM204 188H205V187H204ZM206 188H207V187H206ZM211 188H212V187H211ZM232 188H233V187H232ZM255 188H256V187H255ZM0 189H1V188H0ZM2 189H3V188H2ZM5 189H7V188H5ZM37 189H38V188H37ZM40 189H41V188H40ZM48 189H49V188H48ZM71 189H72V188H71ZM74 189H75V188H74ZM88 189H89V188H88ZM118 189H119V188H118ZM138 189H139V187H138ZM143 189H144V187H143ZM185 189H186V187H185ZM196 189H197V188H196ZM209 189H210V188H209ZM229 189H230V187H229ZM16 190H17V189H16ZM33 190H34V189H33ZM45 190H46V189H45ZM80 190H81V189H80ZM85 190H86V189H85ZM93 190H94V188H93ZM95 190H96V189H95ZM97 190H98V189H97ZM114 190H115V189H114ZM141 190H142V189H141ZM187 190H188V189H187ZM191 190H193V189H191ZM200 190H201V189H200ZM202 190H203V189H202ZM221 190H222V189H221ZM223 190H224V189H223ZM226 190H227V189H226ZM241 190H242V189H241ZM260 190H261V189H260ZM260 190H259V191H260ZM3 191H4V190H3ZM7 191H8V190H7ZM10 191H11V190H10ZM21 191H22V189H21ZM78 191H79V190H78ZM98 191H99V190H98ZM98 191H97V192H98ZM136 191H137V190H136ZM136 191H135V192H136ZM178 191H179V190H178ZM198 191H199V190H198ZM209 191H210V190H209ZM237 191H239V190H237ZM0 192H1V191H0ZM26 192H27V191H26ZM45 192H46V191H45ZM64 192H65V190H64ZM69 192H70V191H69ZM97 192H96V193H97ZM184 192L186 193V191H184ZM184 192H183V193H184ZM188 192H189V191H188ZM192 192H194V191H192ZM204 192H205V191H204ZM206 192H207V191H206ZM206 192H205V193H206ZM3 193H4V192H3ZM7 193H9V192H7ZM72 193H73V192H72ZM72 193H71V194H72ZM78 193H79V192H78ZM91 193H92V192H91ZM200 193H201V192H200ZM208 193H209V192H208ZM17 194H18V193H17ZM19 194H20V193H19ZM19 194H18V195H19ZM45 194H46V193H45ZM65 194H66V193H65ZM67 194H68V193H67ZM138 194H139V193H138ZM189 194H190V193H189ZM195 194H196V192H195ZM210 194H213V192L210 193ZM0 195L4 196L3 194H0ZM5 195H6V194H5ZM20 195H21V194H20ZM68 195H69V194H68ZM75 195H77V194H75ZM102 195H103V194H102ZM102 195H101V196H102ZM185 195H187V194H185ZM198 195H199V194H198ZM198 195H197V196H198ZM250 195H251V194H250ZM27 196H28V195H27ZM39 196H41V195H39ZM82 196H83V193H82ZM84 196H86V195H84ZM87 196H88V195H87ZM99 196H100V194H99ZM99 196H98V197H99ZM183 196H184V195H183ZM187 196H188V195H187ZM205 196H206V195H205ZM239 196H241V195H239ZM21 197H22V196H21ZM64 197H65V196H64ZM64 197H63V198H64ZM73 197H74V196H73ZM102 197H103V196H102ZM136 197H137V196H136ZM158 197H160V206H159V210H158L157 212H155V213H156V215L158 216V218L161 219V218H162L167 212H171L174 208L172 209V207H171V205H170V202H169L168 199H166V197H165L164 192L162 193V195H160V196H158ZM164 197H165V198H164ZM225 197H226V196H225ZM250 197H251V196H250ZM12 198H13V197H12ZM59 198H60V197H59ZM66 198H67V197H66ZM71 198H72V195H69V198H68V199H71ZM93 198H94V197H93ZM100 198H101V197H100ZM162 198H163V200H162ZM226 198H227V197H226ZM8 199H9V198H8ZM15 199H16V198H15ZM19 199H20V198H19ZM19 199H18V201H19ZM82 199H83V198H82ZM87 199H89V198L87 197ZM107 199H108V198H107ZM141 199H142V198H141ZM150 199H151V198H150ZM189 199H190V198H189ZM189 199H188V201H189ZM206 199H207V197H206ZM228 199H229V198H228ZM228 199H227V200H228ZM236 199H237V198H236ZM78 200H79V199H78ZM80 200H81V199H80ZM84 200H85V199H84ZM90 200H91V198H90ZM95 200H96V199H95ZM98 200H100V199H98ZM104 200H106V199H104ZM147 200H148V198H147ZM204 200H205V199H204ZM223 200H224V198H223ZM225 200H226V199H225ZM227 200H226V201H227ZM231 200H232V199H231ZM3 201H4V200H3ZM57 201H59V199H57ZM67 201H68V200H67ZM69 201H70V200H69ZM85 201H86V200H85ZM88 201H89V200H88ZM93 201H94V200H93ZM106 201H107V200H106ZM143 201H144V200H143ZM143 201H142V202H143ZM206 201H208V200H206ZM234 201H235V200H234ZM234 201H233V202H234ZM237 201H238V200H237ZM253 201H254V200H253ZM260 201H261V200H260ZM8 202H9V201H8ZM11 202H12V201H11ZM62 202H63V200H62ZM90 202H91V201H90ZM95 202H96V201H95ZM95 202H94V203H95ZM153 202H154V201H153ZM191 202H192V201H191ZM202 202H203V201H202ZM228 202H229V200H228ZM228 202H227V203H228ZM240 202H241V201H240ZM257 202H258V200H257ZM15 203H16V202H15ZM64 203H65V201H64ZM71 203H72V202H71ZM85 203H86V202H85ZM88 203H89V202H88ZM97 203H98V202H97ZM102 203H103V202H102ZM150 203H151V202H150ZM185 203H186V202H185ZM210 203H211V202H210ZM103 204H104V203H103ZM152 204H153V203H152ZM201 204H202V203H201ZM1 205H2V204H1ZM15 205H16V204H15ZM21 205H22V204H21ZM72 205H74V204L72 203ZM87 205H88V204H87ZM92 205H96V204H92ZM97 205H98V204H97ZM108 205H109V204H108ZM183 205H184V204H183ZM202 205H204V204H202ZM227 205H228V204H227ZM69 206H70V205H68V207H69ZM76 206H77V205H76ZM83 206H84V205H83ZM101 206H102V205H101ZM104 206H105V205H104ZM127 206H128V205H127ZM215 206H216V205H215ZM218 206H219V205H218ZM238 206H239V205H238ZM252 206H253V205H252ZM263 206H264V205H263ZM5 207H7V206L5 205ZM13 207H14V206H13ZM94 207H95V206H94ZM94 207H93V208H94ZM102 207H103V206H102ZM106 207H107V206H106ZM142 207H143V206H142ZM146 207H148V206H146ZM170 207H171V208H170ZM187 207H188V206H187ZM197 207H198V206H197ZM197 207H196V208H197ZM199 207H200V206H199ZM205 207H206V205H205ZM221 207H222V206H221ZM0 208H1V207H0ZM31 208H32V207H31ZM71 208H72V206H71ZM88 208H90V207H88ZM93 208H92V209H93ZM184 208H185V207H184ZM209 208H210V207H209ZM216 208H217V207H216ZM252 208H253V207H252ZM260 208H261V207H260ZM3 209H4V208H3ZM83 209H84V208H83ZM83 209H82V210H83ZM100 209H101V207H100ZM147 209H148V208H147ZM150 209H151V208H150ZM189 209H190V208H189ZM189 209H188V211H189ZM203 209H204V207H203ZM205 209H206V208H205ZM238 209H239V208H238ZM47 210H48V209H47ZM63 210H64V209H63ZM73 210H74V208H73ZM75 210L77 211V208H76V207H75ZM105 210L108 211V209H105ZM126 210H127V209H126ZM195 210H197V209H195ZM251 210H252V209H251ZM261 210H262V209H261ZM261 210H260V211H261ZM28 211H29V210H28ZM67 211H68V210H67ZM83 211H84V210H83ZM86 211H87V210H86ZM103 211H104V209H103V210L101 209V212H103ZM147 211H148V210H147ZM175 211H176V210H175ZM178 211H179V210H178ZM201 211H202V210H201ZM211 211H212V210H211ZM213 211H214V210H213ZM224 211H225V210H224ZM4 212H5V211H4ZM63 212H64V211H63ZM71 212H72V214L74 213L73 211H71ZM79 212H80V211H79ZM88 212H90V211H88ZM110 212H111V211H110ZM110 212H109V213H110ZM198 212H199V211H198ZM233 212H234V211H233ZM6 213H7V212H6ZM18 213H19V212H18ZM65 213H66V212H65ZM67 213H68V212H67ZM83 213H84V212H83ZM86 213H87V212H86ZM90 213L92 214V212H90ZM103 213H104V212H103ZM107 213H108V212H107ZM137 213H138V212H137ZM195 213H197V212H195ZM201 213H202V212H201ZM201 213H200V214H201ZM203 213H204V212H203ZM256 213H257V211H256ZM226 214H227V213H226ZM30 215H32V214H30ZM58 215H59V214H58ZM65 215H66V214H65ZM65 215L63 214V216H65ZM76 215H78V214H76ZM88 215H89V214H88ZM103 215H104V214H103ZM110 215H111V214H110ZM139 215H140V214H139ZM168 215H169V214H168ZM202 215H203V214H202ZM237 215H238V214H237ZM61 216H62V214H61ZM104 216H105V215H104ZM179 216H180V215H179ZM247 216H248V215H247ZM22 217H23V216H22ZM33 217H34V216H33ZM69 217H70V216H69ZM72 217H73V216H72ZM77 217H78V216H77ZM83 217H84V216H83ZM134 217H135V216H134ZM136 217H137V216H136ZM139 217H140V216H139ZM143 217H144V216H143ZM186 217H187V216H186ZM194 217H195V216H194ZM196 217H197V216H196ZM199 217H200V216H199ZM199 217H198V218H199ZM203 217H204V215H203ZM236 217L238 218V216H236ZM248 217H249V216H248ZM263 217H264V216H263ZM35 218H36V217H35ZM41 218H42V217H41ZM61 218H62V217H61ZM73 218H74V217H73ZM98 218H99V217H98ZM182 218H183V217H182ZM187 218H188V217H187ZM187 218H186V219H187ZM257 218H258V217H257ZM261 218H262V217H261ZM64 219H65V218H64ZM66 219H67V218H66ZM96 219H97V218H96ZM100 219H101V218H100ZM186 219H185V220H186ZM199 219H200V218H199ZM235 219H236V218H235ZM243 219H247V217H244ZM6 220H7V219H6ZM38 220H39V219H38ZM55 220H56V219H55ZM71 220H72V219H71ZM93 220H94V219H93ZM189 220H190V219H189ZM201 220H202V219H201ZM204 220H205V219H204ZM240 220H242V219H240ZM253 220H254V219H253ZM7 221H8V220H7ZM23 221H24V220H23ZM56 221H57V220H56ZM77 221H78V220H77ZM81 221H82V220H81ZM83 221H84V220H83ZM139 221H140V220H139ZM144 221H145V220H144ZM182 221H183V220H182ZM190 221H191V220H190ZM194 221H195V220H194ZM198 221H199V220H198ZM205 221H206V220H205ZM209 221H210V219H209ZM246 221H249V220H246ZM246 221H245V222H246ZM258 221H259V220H258ZM262 221H263V220H262ZM0 222H1V221H0ZM43 222H44V221H43ZM60 222H61V221H60ZM64 222H66V223H64L65 225L71 227V224L68 222V220H67V221H64ZM87 222H88V220H87ZM87 222H86V223H87ZM91 222H92V220H91ZM135 222H136V221H135ZM151 222H152V221H151ZM165 222H166V221H165ZM191 222H192V221H191ZM250 222H251V220H250ZM259 222H260V221H259ZM259 222H257V225L259 224ZM9 223H10V222H9ZM73 223H74V222H73ZM76 223H77V222H76ZM82 223H84V222H82ZM94 223H95V222H94ZM96 223H97V222H96ZM146 223H147V221H146ZM149 223H150V222H149ZM166 223L168 224L169 222H166ZM177 223H178V222H177ZM182 223H183V222H182ZM188 223H189V222H188ZM195 223H196V222H195ZM200 223H202V221H201ZM216 223H217V222H216ZM232 223H233V222H232ZM248 223H249V222H248ZM26 224H27V223H26ZM78 224H79V223H78ZM89 224H90V223H89ZM134 224H135V223H134ZM138 224H139V223H138ZM143 224H144V222H143ZM189 224H190V223H189ZM208 224H209V223H208ZM228 224H229V223H228ZM241 224H243V223H241ZM244 224H245V223H244ZM73 225H74V224H73ZM81 225H82V224H81ZM85 225H86V224H85ZM87 225H88V224H87ZM99 225H101V224H99ZM147 225H148V224H147ZM179 225H180V224H179ZM182 225H183V224H182ZM195 225H196V224H195ZM203 225H204V224H203ZM212 225H213V224H212ZM234 225H236V224H234ZM255 225H256V224H255ZM32 226H33V225H32ZM76 226H77V225H76ZM92 226H93V225H92ZM94 226H95V225H94ZM108 226H109V225H108ZM153 226H154V225H153ZM164 226H165V225H164ZM173 226H175V224H174ZM193 226H194V225H193ZM207 226H208V225H207ZM231 226H232V225H231ZM252 226H253V225H252ZM261 226H263V225H261ZM82 227H83V226H82ZM109 227H110V226H109ZM155 227H156V226H155ZM155 227H154V228H155ZM184 227H186V226H184ZM187 227H188V224H187ZM196 227H197V226H196ZM212 227L214 228L215 226H212ZM234 227H235V226H234ZM237 227H238V226H237ZM239 227H240V226H239ZM243 227H244V226H243ZM256 227H257V226H256ZM24 228H25V227H24ZM39 228H40V227H39ZM77 228H78V227H77ZM88 228H89V227H88ZM107 228H108V227H107ZM133 228H135V226H134ZM147 228H148V227H147ZM156 228L159 229L158 226H157ZM175 228H176V227H175ZM210 228H211V227H210ZM210 228H209V229H210ZM225 228H226V227H225ZM257 228H259V227H257ZM257 228H256V229H257ZM260 228H262V227H260ZM37 229H38V228H37ZM70 229H71V228H70ZM98 229H99V228H98ZM169 229H170V228H169ZM177 229H178V226H177ZM188 229H189V228H188ZM192 229H193V228H192ZM197 229H198V228H197ZM207 229H208V228H207ZM230 229H231V228H230ZM7 230H8V229H7ZM31 230H32V229H31ZM75 230H76V229H75ZM96 230H97V229H96ZM104 230H105V229H104ZM144 230H145V229H144ZM161 230L163 231V229H161ZM161 230H159V231H161ZM171 230H172V229H171ZM178 230H179V229H178ZM178 230H177V231H178ZM195 230H196V229H195ZM214 230H215V229H214ZM223 230H224V229H223ZM237 230H238V228H237ZM237 230H236V232H237ZM26 231H27V230H26ZM33 231H34V230H33ZM44 231H45V230H44ZM81 231H82V230H81ZM83 231H84V230H83ZM86 231H87V230H86ZM91 231H93V230H91ZM106 231H107V230H106ZM135 231H136V230H135ZM162 231H161V232H162ZM165 231H166V230H165ZM179 231H180V230H179ZM182 231H183V230H182ZM182 231H181V232H182ZM215 231H216V230H215ZM218 231H219V230H218ZM239 231H240V230H239ZM253 231H254V230H253ZM27 232H28V231H27ZM49 232H50V231H49ZM49 232H48V233H49ZM94 232H95V231H94ZM146 232H147V231H146ZM152 232H154V231H152ZM169 232H170V231H169ZM181 232H180V234H181ZM209 232H210V230H209ZM213 232H214V231H213ZM216 232H217V231H216ZM243 232H245V231H243ZM3 233H4V232H3ZM76 233H77V232H76ZM83 233H84V232H83ZM86 233H87V232H86ZM86 233H85V234H86ZM166 233H167V232H166ZM170 233H171V232H170ZM177 233H178V232H177ZM203 233H204V232H203ZM211 233H212V231H211ZM211 233H210V234H211ZM1 234H2V233H1ZM15 234H16V232H15ZM81 234H82V233H81ZM145 234H146V233H145ZM152 234H154V233H152ZM161 234H162V233H161ZM163 234H165V233H163ZM189 234H190V232H189ZM191 234H192V233H191ZM195 234H196V233H195ZM198 234H199V233H198ZM213 234H214V233H213ZM220 234H221V233H220ZM226 234H228V233H226ZM226 234H225V235H226ZM231 234H233V232H232ZM239 234H240V232H239ZM17 235H18V234H17ZM148 235H149V234H148ZM148 235H147V236H148ZM155 235H156V233H155ZM177 235H178V234H177ZM183 235H184V234H183ZM193 235H194V234H193ZM205 235H206V234H205ZM215 235H216V233H215ZM241 235H242V234H241ZM249 235H250V234H249ZM252 235H253V233H252ZM263 235H264V234H263ZM12 236H13V235H12ZM80 236H81V235H80ZM82 236H83V235H82ZM147 236H146V237H147ZM156 236H157V235H156ZM166 236H167V235H166ZM181 236H182V235H181ZM186 236H187V235H186ZM189 236H190V235H189ZM191 236H192V235H191ZM208 236H209V235H208ZM208 236H207V237H208ZM234 236H236V235H234ZM238 236H239V235H238ZM242 236H243V235H242ZM242 236H241V237H242ZM253 236H254V235H253ZM253 236H252V238H253ZM257 236H259V234H257ZM29 237H30V236H29ZM151 237H153V236H151ZM158 237H159V236H158ZM172 237H173V236H172ZM172 237H171V238H172ZM211 237H212V236H211ZM216 237H217V236H216ZM232 237H233V236H232ZM245 237H246V236H245ZM260 237H261V236H259L258 238H260ZM56 238H57V237H56ZM81 238H82V237H81ZM159 238H160V237H159ZM191 238H193V237H191ZM229 238H230V233H229ZM42 239H43V238H42ZM89 239H90V238H89ZM93 239H94V238H93ZM163 239H164V238H163ZM210 239H211V238H210ZM219 239H220V238H219ZM223 239H226V238L223 237ZM230 239H231V238H230ZM263 239H264V237H263ZM20 240H21V239H20ZM81 240H82V239H81ZM152 240H153V239H152ZM159 240H160V239H159ZM167 240H168V237H167ZM173 240H174V237H173ZM259 240H260V239H259ZM259 240H258V241H259ZM0 241H1V240H0ZM156 241H157V240H156ZM164 241H166V240L164 239ZM169 241H171V240H169ZM176 241H177V240H176ZM180 241H181V239H180ZM197 241H198V240H197ZM216 241H217V239H216ZM260 241H261V240H260ZM260 241H259V242H260ZM98 242H99V241H98ZM147 242H148V241H147ZM160 242H161V241H160ZM171 242H172V241H171ZM190 242H191V241H190ZM190 242H189V244H190ZM209 242H210V240H209ZM211 242H212V241H211ZM236 242H237L236 245L233 247V248H234V251L231 252V251L229 250L231 253H233V257H232V255H231V257H232L233 259H237V258L240 256V254H241L242 252H244V253L248 254L249 259H251V261H252L254 264H262V262L264 261V260H263L264 258H263V253H261L260 249L263 250V248H260L261 246H259V244L255 241V238H254V239H250L249 237H247L245 240H242V239L239 240V239H238V241L236 240ZM151 243H152V241H151ZM177 243H178V242H177ZM181 243H182V242H181ZM184 243H185V242H184ZM186 243H187V242H186ZM194 243H195V242H194ZM97 244H98V243H97ZM101 244H102V243H101ZM152 244H153V243H152ZM155 244H156V243H155ZM174 244H175V243H174ZM192 244H193V243H192ZM219 244H220V243H219ZM223 244H224V243H223ZM229 244H230V243H229ZM261 244H262V243H261ZM82 245H83V244H82ZM102 245H103V244H102ZM179 245H180V244H179ZM179 245H178V246H179ZM182 245H183V244H182ZM187 245H188V243H187ZM190 245H191V244H190ZM195 245H196V244H195ZM210 245H211V244H210ZM210 245H209V246H210ZM96 246H97V245H96ZM150 246H151V245H150ZM156 246H157V245H156ZM176 246H177V245H176ZM184 246H185V245H184ZM211 246H212V245H211ZM217 246H218V245H217ZM220 246H221V244H220ZM140 247H141V246H140ZM167 247H168V246H167ZM174 247H175V246H174ZM179 247H180V246H179ZM179 247H178L177 249H179ZM197 247H198V246H197ZM204 247H206V246H204ZM218 247H219V246H218ZM1 248H2V247H1ZM94 248H95V247H94ZM96 248H98V247H96ZM146 248H147V247H146ZM189 248H190V247H189ZM41 249H42V248H41ZM87 249H88V248H87ZM92 249H93V248H92ZM100 249H101V247H100ZM103 249H104V248H103ZM187 249H188V248H187ZM192 249H193V248H192ZM213 249H214V247H213ZM213 249H211V250H213ZM220 249H221V248H220ZM3 250H4V249H3ZM19 250H20V249H19ZM29 250H30V249H29ZM77 250H78V249H77ZM88 250H89V249H88ZM96 250H97V249H96ZM148 250H149V249H148ZM148 250H147V251H148ZM150 250H151V249H150ZM174 250H176V249H174ZM174 250H173V251H174ZM179 250H180V249H179ZM188 250H190V249H188ZM193 250H194V249H193ZM216 250H217V249H216ZM216 250H215V251H216ZM84 251H85V250H84ZM97 251H98V250H97ZM101 251H103V250H101ZM142 251H143V250H142ZM173 251H172V252H173ZM180 251H181V250H180ZM22 252H23V251H22ZM78 252H79V251H78ZM86 252H87V251H86ZM94 252H95V251H94ZM94 252H93V253H94ZM144 252H145V251H144ZM149 252H150V251H149ZM149 252H148V253H149ZM155 252H156V251H155ZM174 252H176V251H174ZM51 253H52V252H51ZM93 253H90V254H93ZM98 253H99V252H97V254H98ZM142 253H143V252H142ZM156 253H157V252H156ZM187 253L189 254V252H187ZM192 253H193V252H192ZM197 253H198V252H197ZM201 253H202V252H201ZM205 253H206V252H205ZM95 254H96V252H95ZM149 254H151V253H149ZM169 254H170V253H169ZM194 254H195V253H194ZM214 254H215V253H214ZM217 254H219L218 251H217ZM217 254H216V255H217ZM223 254H224V253H223ZM226 254H229V252H228V253L225 252V255H226ZM46 255H47V254H46ZM55 255H56V254H55ZM86 255H87V254H86ZM86 255H85V256H86ZM120 255H121V254H120ZM120 255H119V256H120ZM122 255H123V254H122ZM122 255H121L120 257H122ZM143 255H144V254H143ZM162 255H163V253H162ZM171 255H172V254H171ZM186 255H187V254H186ZM196 255H197V254H196ZM210 255H211V254H210ZM221 255H222V254H221ZM225 255H224V256H225ZM16 256H17V255H16ZM101 256H103V255L101 254ZM146 256H148V255H146ZM157 256H158V255H157ZM166 256H169V255H166ZM178 256H179V255H178ZM182 256H183V255H182ZM187 256H188V255H187ZM200 256H201V255H200ZM203 256H204V255H203ZM244 256H245V254H244ZM32 257H33V256H32ZM51 257H52V256H51ZM87 257H88V256H87ZM93 257H94V254H93ZM117 257H118V256H117ZM117 257H116V258H117ZM162 257H163V256H162ZM172 257H173V256H172ZM176 257H177V255H176ZM212 257H213V256H212ZM216 257H217V256H216ZM225 257H227V256H225ZM13 258H14V257H13ZM95 258H96V257H95ZM97 258H98V257H97ZM102 258H103V257H102ZM116 258H115V259H116ZM169 258H170V256H169ZM169 258H168V259H169ZM15 259H16V258H15ZM35 259H36V258H35ZM41 259H42V258H41ZM45 259H46V258H45ZM115 259H114V260H115ZM118 259H119V258H118ZM144 259H145V258H144ZM150 259H151V258H150ZM152 259H154V256L152 257ZM172 259H174V258H172ZM196 259H197V258H196ZM206 259H207V256H206ZM206 259H205V260H206ZM217 259H218V258H217ZM230 259H231V258H230ZM244 259H245V258H244ZM90 260H91V258H90ZM98 260H99V259H98ZM103 260L105 261V259H103ZM109 260H112V259H109ZM119 260H120V259H119ZM134 260H135V259H134ZM141 260H142V259H141ZM148 260H149V258H148ZM148 260H147V261H148ZM169 260H170V259H169ZM186 260H187V258H186ZM205 260H204V261H205ZM247 260H248V259H247ZM53 261H54V260H53ZM95 261H96V260H95ZM122 261H123V260H122ZM122 261H121V263H122ZM142 261H143V260H142ZM197 261H198V259H197ZM200 261H201V260H200ZM200 261H199V263H200ZM209 261H210V260H209ZM209 261H208V262H209ZM212 261H213V260H212ZM214 261H215V258H214ZM84 262H85V261H84ZM91 262H92V261H91ZM96 262H99V261H96ZM100 262H101V261H100ZM106 262H107V260H106ZM160 262H161V261H160ZM160 262H159V263H160ZM163 262L165 263V261H163ZM169 262H170V261H169ZM171 262H172V260H171ZM171 262H170V263H171ZM173 262H174V261H173ZM182 262H183V261H182ZM185 262H186V261H185ZM185 262H184V264H185ZM230 262H231V261H230ZM243 262H244V260H243ZM32 263H33V262H32ZM42 263H43V262H42ZM93 263H94V262H93ZM93 263H92V264H93ZM111 263H112V262H111ZM115 263H116V262H115ZM115 263H114V264H115ZM117 263H118V262H117ZM117 263H116V264H117ZM126 263H127V262H126ZM155 263H156V262H155ZM161 263H162V262H161ZM174 263H175V262H174ZM210 263H211V262H210ZM224 263H226V262L224 261ZM227 263H228V262H227ZM44 264H45V263H44ZM84 264H85V263H84ZM95 264H96V263H95ZM101 264H102V262H101ZM103 264H104V263H103ZM131 264H132V263H131ZM156 264H157V263H156ZM166 264H168V263L166 262ZM172 264H173V263H172ZM196 264H197V263H196ZM203 264H204V263H203ZM212 264H213V263H212ZM234 264H235V263H234Z\"/></svg>",
    "mask_w": 264,
    "mask_h": 264
}]
</instances>
